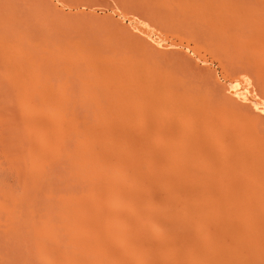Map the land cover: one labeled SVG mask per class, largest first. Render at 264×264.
I'll use <instances>...</instances> for the list:
<instances>
[{
    "label": "rangeland",
    "instance_id": "rangeland-1",
    "mask_svg": "<svg viewBox=\"0 0 264 264\" xmlns=\"http://www.w3.org/2000/svg\"><path fill=\"white\" fill-rule=\"evenodd\" d=\"M42 1L46 2V0H42ZM50 3H52V7L51 8H52L53 13L50 16H47V15L41 13L40 10H37L38 6L35 3V0L34 1L33 0H0V27H1L0 31L4 30L2 32H5V29H6L7 26H12V25L16 24V22H18V21H19L18 23H20L21 21H23L22 19L28 20L29 16H31L33 19H35L33 17V15H34V16H37L36 18L43 19V21H45V22H43V21L35 22L34 21L35 23L31 21L32 23L35 24L36 27L34 26V29L33 30L31 29L29 32L25 31L24 29H23V31L22 30L19 31V34H18V36H16V38L15 37L11 38V39H13L11 41V44H9L8 42H5L6 40H0V62L6 61V59H2V58H5L4 56H6V54H7L6 57H8V56L13 57L14 56L11 59H15L17 62L19 61L18 65H19V63H21L20 60H23L22 63L25 64V67H27L26 63H28V60H29V62H33V63H31V65H29V63L27 64L29 66L28 69L27 68H23L24 66L20 65L21 68H19L20 70L18 69L17 71L21 72V70L24 69L22 72H24L25 74L22 73V72H21L22 73L21 74L20 72L18 73L17 71H15L14 69L15 68L17 69V67L11 69V67L13 65V61H11L10 57L7 58V59H10V62H9V60H7L5 62V63H8L9 65L7 64V66H5L6 65L5 63H0V65L1 64L2 65L5 64L4 66H2V65L0 66V80H1L0 81V92H1L0 98H1L2 102L5 101V102L1 103V100H0V108H2L4 106L1 109L3 111L0 110V113L2 115H5L4 117L7 118V120H8L7 121L4 117L0 118V122L3 121V119H5L3 124L1 123V125H0V128H1L0 129V137H1L0 141L2 140L0 142L1 143L0 146L3 148V150H0V154L2 152V154H1L2 157L0 156V159H1L0 162H1V165H3L4 163L7 164L6 167H5V164L3 166L0 165V179H1L0 180V186L2 185L0 187V208H2V210L0 209V212H1L0 213V264H22V263L26 264V263H29V261H30L29 264H34V262L36 264H40V262H41V264H44V262H45V264L46 263H48V264H58L60 262L59 258H61V262H62V260H67L68 259L67 257L69 256V254H71V252H72L71 249H73V248H70V247L68 248L67 244H65L66 242H64L65 241V237L63 238L62 235H64V236H67V235L63 234L61 232V231L64 232V230L62 228V224L60 225L61 222H60L59 218L61 216H58L60 213L63 212V209L60 208L62 211L58 209L59 210V214L56 213V212H58V211H56L57 208H59V207H56V205L60 206L62 204V202H59V201L60 200L62 201L61 197L63 196L62 195L63 193H64V197H65V195L67 196L68 193H69L68 195L73 196L71 194L74 193V192H72L71 194H70V192L74 191L76 188H77V192H78L79 189L80 188L82 189V186H83L84 189H82L83 190L82 194H81V189H80L79 195H83V192L84 193L88 192V194L85 193V195H87V197L84 195V198L85 197L87 198V199H84V201H85L84 205H85V207L87 205L90 206L91 202H90V205H89L88 201H89V198H92L93 192L90 191V190H92L91 185L90 186L88 185V184H91V183L90 182H86V179H87L88 175L87 176L84 175L85 176V180H84L85 184L84 185L83 184H81V185L77 184L80 181L76 180L77 181L76 182L75 179H74L75 177H73L75 174L77 175V173H76L77 170L74 168V166H71V165H73L72 161H71V160H73V158L71 159V157H73L74 152L77 150L75 147L78 146V141H76V137L74 135L70 134V135H72L71 136V140H70V135L66 139H64V136L63 137L61 136L63 138V139H61V141H63V142H60V139H58L59 137L57 138L58 140L56 139V136H58V135H54V136L51 137V135L53 134L52 132L55 131V129L52 126V128H53V131L51 132L52 134L48 130H47L48 132L45 131L47 129L46 127L49 125L47 119L50 121L51 117H52L51 119L56 118V117L58 118L59 114L66 115L67 111H68V113H70L71 109H74L75 111H72L71 113H74L73 115L77 116V118H79L80 122L77 121V124L79 123L80 125L78 124L79 125L78 127L81 126L82 130L84 128V134H86V136H87L89 134V130H88V126L86 127V126L83 125L85 123L84 121L87 120L86 121V123H87V122H89L92 119L93 113L95 112L96 106L98 104H101V103L104 104V102H105V104L107 103L106 102L107 99H105L107 94H108L107 97H110L109 101H111V100L113 101V103H111L112 101L110 103L113 104L114 108H115V104L117 103L116 102V99H117V101H118L117 104L118 105L116 104V107H118V108H115L116 109V112H115L116 114L115 115L117 117L120 114L119 117H117V118H119L118 120H120V122L123 123V125L126 126V128L130 127L128 125H132L134 129H140V128H144L145 129L146 128V130H147V131L145 130V132L147 133L146 137H144L146 139L145 143L140 142L141 137H143L144 135L142 136V135H140V133H136V132H134L132 135H130L131 131H128V130L124 131L123 129H122L123 131L121 130L122 135L119 137L120 138V143L118 141V147H120V149H122L124 151L123 152V153H125L124 157L128 154L125 157V159H127V158L131 159V157L133 158V155H134L135 159L139 160V162L142 163V165L144 167L143 169L146 168L148 171H161V172H163L167 168L165 170V173L166 172L169 173L170 176H173V175H177V176H173L172 178L170 176H168V178H165L167 175L166 176L165 175H157V176L156 175H147V176H145V179H143L144 177H138L137 176L136 177L137 180L136 179H134L136 181L133 180L134 183L137 182V183H135L136 185H134V183H129V182L126 181L125 182L126 190H130L131 189V191L132 190L133 191L132 192L128 191L129 193L127 192L130 195V197H128L129 196L128 194L127 195L125 194V195H126V198L129 201V203L130 202H132V203L128 204V201L126 199H121V200H122V203H124L125 200H126L125 203H126L127 209L130 208V210L128 209L130 212H128L125 209L123 211V209L121 210V208H120V210H118V211H120V215H119L118 219L114 220V218L116 219V217H114L113 218L114 221L113 222L110 221L111 223H115V227H114V224L113 225L111 224V226H112L111 230L113 232L111 233V232H108V231H105V230L102 231V233L103 232H107V234L106 233H104V234H106L108 236L110 235L112 237V235H113V237H112L113 240H111L113 242H111L110 239L107 240L110 236L107 238L106 235L103 236L104 234H102V241L104 242L105 240H107V241H105V243H107L109 241L108 242L109 245L106 246V244H104V243H103L104 245L100 244V245H102L101 246L102 248H100V247L98 248L97 246L94 245L93 246V251H92L95 254L94 258L97 259L96 256H98L99 259L97 261L102 262V264H112V263L113 264H122V263H124V264H126V263L127 264H129V263L130 264H132V263L141 264L142 260H144L143 263L146 264L147 260H145V258H143V256H145V255L147 256L148 252H149V257L151 259L149 257H147L146 259H148V261L150 260V262H151V260L154 259V257H156L155 252L156 253L158 252L157 255H159V256L156 258V260H157V262L158 261H161V262H158L157 264H174L173 262H175V264H227V263H230L232 261H236V259H237L236 252H234V253H232L231 255H228V256L225 255V256L212 257L210 255V253H209L211 251V249H210V251L208 250V252H207L208 256L206 254L203 255L206 252V247L210 246L211 242L210 243L207 242V244H209V245H205L206 242L201 240V238L199 236L200 235L199 234L200 233L199 230H200L201 226L199 225V222H197L198 221L197 217H194L195 216L194 214H196L195 211H196L197 195H198V188H197L198 177L193 172V170H194L193 166L195 164V155L193 154V152H191L189 154V160H190L191 165H192V166L190 165L191 166L190 173L188 175H184L183 172H182V169H181V165H182V163L185 160V154H184V151H183V149H184L183 146L184 145H182V143L184 142V140H183V138H184L183 129H187L188 128L187 129V131H188L189 129H191L193 127L192 124L194 123V120H195V114H194L195 108L199 107V105L196 107V105L199 104L198 103L199 101L196 102L198 100V93H197V98H196V96H195L196 93H193L194 91L193 92L191 91L192 87H195L194 89H196V86H192L191 87V85H190L191 88L188 89L189 92L187 94H186V92L183 93L178 88L180 86L179 83H181L183 81V79L186 78V77H184L185 73L182 72L183 71L182 68L181 69L179 68L181 70L180 71L177 68L178 66L175 67L176 64L175 65L171 64L172 62L174 63V61L170 60V62H169V59H171V58L173 59L172 55H174V54L179 52L181 55H184V56H186V55L188 56L189 55L188 57L193 58L194 61L197 60L198 62H200L201 63L200 65H203L204 63L205 64L208 63L207 65L211 68V70L213 69V71H215V73H216L215 76H217V80L221 81V82L219 81L220 83L223 82V83L227 84L228 82H231V81L233 82L234 81L232 84L235 86L237 80H239L238 81V85H237V87L239 86L238 89L240 88L243 91V93L245 92V94H247L246 96L249 95L248 98L250 97L251 100H253V102L258 104L259 108H261V111H259V112L264 115V112H262V111H264V110H262V109H264V106H263L264 104L263 105L260 104V103H263V101H264L263 97L264 96H263V94L259 96V94L261 92L259 90H256L257 83L255 81L257 79L255 77V73L253 72V70L249 66H245V69L241 68V65H243V64H240V63H243L245 60H243V61L240 60L241 58L243 59V57H240V55L238 53H234L235 51L234 52L232 51V49L234 50V48H235L234 46H236V48L238 49V47H237L238 44L236 43L235 40H233V42L230 43V41H232V40L227 39V41L229 40V42H227L226 45H228V46H226V47L230 48V50L232 52L229 49H227V51L231 52L232 55L234 56V57H231L232 60H230L231 62H229L228 59L230 58V55L228 56V52L225 51L226 47L224 48V46H225L224 44L226 43V37L224 39L223 36H226V32L224 33V31H226V30H222L221 33H223V34L221 36H218L219 35V32H218L219 30L217 31L218 24H217V26L215 25L216 24L215 20H216V22L219 21L218 19L220 17H221L220 23H222V25H224V26L225 25H227V27L229 26V28L235 27V25H237V24H234V23H237V21H238L237 19H239V21L241 19L245 20L244 17H252V19L256 20V21H259V19H262V17H263V20H264V0H50L48 2V5H50ZM34 11H35V13H33ZM59 12H61V13H59ZM61 14L63 16H61ZM66 14L68 16H65ZM69 16L72 17L71 20H70ZM74 16H75V18H74ZM24 17H26V19ZM60 17H63V19L64 18L65 19L61 20ZM232 17H233V19L236 18V20H234L235 22L233 21ZM32 18H30V19H32ZM222 18L224 19V22H222L223 21ZM229 18L232 20V24L231 25H228V24H230L229 21H231ZM12 19H14V20L15 19L16 20L19 19V20L15 21V23L13 24L14 20L12 21ZM228 19H229V21H228ZM73 20H74V22H73ZM75 20L76 21L78 20V22H76ZM209 20H212V21L209 22ZM226 20L228 21V23H227ZM42 22H43V25L41 26L40 24ZM66 22H67V24H69L68 26H67ZM79 22H81V23H79ZM115 22L118 23L117 26L122 28L121 29L122 32H121L120 35H118V33L121 30H119V27H117L114 24ZM198 22L200 23V25H199ZM18 23H17V25H18ZM112 23L115 26H113ZM71 24H74V25L76 24V25L73 26ZM213 24L217 28H215V26ZM241 24H239L238 26L240 27ZM254 24H252L253 25L252 27H254ZM4 25H5V28H4ZM17 25H16V27H17ZM222 25L220 24V26H222ZM69 26H72V27H69ZM211 26H212V28H214L216 30L207 29L209 27L211 28ZM255 26H257V27H255L256 30H254V32L256 34L254 33L251 36V38H252L253 41L256 40L255 42H256V44L258 46V50H259L256 57L259 58V59H262L261 62H260V65H262V62L264 60V40H263L264 39V28H263L264 27V23H262V21L260 20V22L258 24L256 23ZM261 26H262V29H261ZM203 27H204V29L207 27L206 28L207 30L206 29L205 30L207 32H209L208 30H210L209 34L210 33H212L211 35L214 34V36L217 37L218 39H219V37L220 38L223 37V38L219 39L222 42H220L215 37L213 39L212 38L213 36L211 38L207 37V35L209 36V34L206 35L207 32L203 29ZM14 28H15V25H14ZM67 28H68V30H67ZM114 28L115 29L118 28L119 32H117L118 30H115V32H113ZM200 28H202V29H200ZM260 29L262 31H260ZM201 30H203L204 32L201 33ZM213 30H214V32H212ZM70 31L73 32V33H70ZM102 31L105 32V34L107 32V36H105V34H103ZM109 31H112L113 33L112 32L110 33ZM215 31H217L216 32V33H218L217 35H215L216 34ZM99 32H101L100 36H98ZM199 32H200V34H198ZM75 33H77V34L75 35ZM94 33H95V35H93ZM115 33L119 36V38H118L117 35L115 37ZM0 34H1V32H0ZM78 34H80L79 36L81 38H83L82 40L80 39L79 36H77ZM126 34H128L127 35L128 39L126 37ZM202 34H205L206 37H204V35H202ZM73 35H74V37H73ZM101 35L104 36V37H102ZM110 35H112V36L110 37ZM200 35L202 37H204L205 40H204V38L201 39L202 37ZM257 35H259V36H257ZM28 37H29V39H28ZM93 37H96V38H93ZM99 37H100V40H98ZM107 37L108 38L110 37V38L107 39ZM79 39L81 41H79ZM103 39H104L105 42L103 41ZM112 39H114V40H112ZM207 40H208V42H207ZM216 42H218V43H216ZM235 43L237 45H234ZM229 44L234 45L233 48H231L232 46L229 45ZM218 46H220V47H218ZM222 50H224L225 52L222 51ZM174 51H176V52L173 53ZM182 51L185 52V53H183ZM224 53H226V56H224L225 55ZM2 54L4 56H1ZM235 54H237L240 57L239 60L236 59V58H238V56L235 55ZM25 55H26V57H25ZM42 58L47 60L49 63L51 61V63H53V64L47 63L49 65L48 66L47 64H45L46 61L44 60V62H42V63L45 66L42 67L43 66L42 63H40L41 65L38 63V61L39 62L43 61ZM233 58H235L236 62L238 61L239 64H237L233 60ZM34 59H36V60H34ZM221 59L224 62H222ZM225 60H228V62L230 64L229 63L226 64L227 62ZM239 61H241V62H239ZM79 62H80V64H79ZM100 62H101V64H100ZM111 62H113V63H111ZM202 62H203V64H202ZM54 63H55V66L57 68L59 67L62 70H60L59 68L57 69L56 67H53ZM258 64H259V62H258ZM33 65L35 66V68L38 71L34 68ZM38 65L41 66L40 69H39L40 66L38 67ZM50 65H52V66H50ZM73 66H75V68ZM51 67L55 68V69H52ZM29 68H30V70H29ZM49 69H51V72H50ZM77 69H79V71ZM46 70H48V71H46ZM53 70H54V72H52ZM81 70H83V71H81ZM30 71H32V72H30ZM43 71H45V72H43ZM76 71H78V72H76ZM72 73H73V75H72ZM83 74H84V76H83ZM20 75H22V77ZM18 76H19L20 79H18ZM71 76L72 77L76 76V77L72 78ZM77 76H79V77H77ZM5 77L7 78L6 80H5ZM81 77H82V79H81ZM9 78L10 79L12 78L11 79V82H12L11 84L9 83L10 81L8 82ZM13 78H15V79H13ZM78 78H80V79H78ZM16 79H18V80H16ZM19 80L21 82L20 84L17 83ZM80 82H82V83H80ZM240 82H242V83H240ZM177 83H178V85H177ZM239 83L242 84V85H240ZM12 84H13V86L11 87ZM14 84H15V89L16 90L13 88ZM40 84H42V86ZM19 85H20V87H19ZM34 85H35V87H34ZM39 85L41 86V88H44V86H45V89H47V87H48L49 88L48 91H50V89H51V92H49L48 94L53 93V96L49 95V97H48V95H46L47 91H44V89H43V91H44L45 95H41V93L38 92L39 90H36V89H38ZM74 85H76V86H74ZM16 86L18 88H16ZM33 87H34V89L36 88L35 89V91H36L35 94L38 93L39 96L41 95V97H38V94L36 95L39 100L35 96L34 92L33 93L32 92L29 93V91H31V89H33ZM2 88H4V89H2ZM11 88H13L14 91H12ZM41 88H40V92H43V91H41ZM78 88H80V89H78ZM252 89H253L254 92L251 91ZM100 90H101V92L102 91L103 92L101 93ZM12 92H14V93H12ZM71 92H73L75 95L72 94ZM6 93H7V95H6ZM8 93H10V94L8 95ZM62 93L64 94V96L66 98L63 97ZM69 93L72 94V95H70ZM81 93H82V95H81ZM103 93H104V96H103ZM30 94H32V96ZM33 94H34V96L36 98L33 96ZM58 94H59L60 97L58 96ZM61 94H62V96H61ZM77 94H78V97H77L78 98V102L81 101L79 103L78 102L76 103L77 98L75 96H77ZM105 94H106V96H105ZM10 95H11V97H10ZM24 95H26V96H24ZM6 96L7 97L9 96V97L7 98ZM15 96L17 98L19 97V102L21 100H23V101L25 100V102H23V103L20 102V104H19V102H17L18 100H16L17 98ZM43 96H45V98L47 96V99H45ZM68 96H70L71 98L68 97ZM72 96H74V97H72ZM79 96H80L81 100H80ZM100 96L102 98L104 97L105 101ZM261 96H262V98H261ZM30 97H34V98L32 99ZM42 97L45 99L44 102H46V100L49 101L52 97L54 99L52 98L49 101V103L47 102V103L43 104L41 102L43 100H40ZM56 97H58L57 100H56ZM61 97L64 98V102L62 100L63 98H61ZM97 97H100V98H97ZM115 97H116V99H115ZM258 97H259V99L260 98L262 99V100H260L261 102L259 101ZM67 98L71 102L73 101L72 104L76 103V105L79 108L77 106H76V108L72 107V106H74V104L72 105L70 101L68 102ZM74 98H76V99L74 100ZM10 99H12V100H10ZM92 99L96 102L95 104H94V101L92 102ZM101 99L104 102L100 101V103H99V100H101ZM28 100H29V102H31V100H36L37 104L39 105L38 106L36 104L38 106L37 108L41 111V113H38L39 110H37L38 112L35 111L37 109V108H34V107H36L35 106L36 102L33 101L34 102V106L32 107V105H33L32 102H31V105H30ZM26 101H27L28 104L26 103ZM82 101H84V102H82ZM10 102H13V103L17 102L16 104H19L20 106L22 104V108L17 107L19 105L16 106V104H13V103H11V106H10L9 105ZM57 102H58V104H57ZM62 102L64 104H66V103H69V104L64 105ZM5 103L7 104V106H6ZM25 103H26V106H24ZM59 104H61V105H59ZM82 104H84V105H82ZM29 105L31 106V108H30ZM261 105L263 106V108L260 107ZM8 107H9V109H8ZM24 107H27V108L25 109ZM80 107H82V108H80ZM90 107H92V108H90ZM10 108L11 109L13 108V109L10 110ZM29 108H30V110H29ZM63 108H64V110H63ZM119 108H120V111H117V110H119ZM32 109H35V110H32ZM79 109H81V110H79ZM82 109H84V111ZM89 109H90V111H88ZM13 110H15L14 112H16V111L17 112L13 113L12 112ZM8 111H9V113H8ZM62 111H63L64 114L62 113ZM91 111H92V114H91ZM4 112H5V114H4ZM76 112H77V114H76ZM79 112H80V116L78 114ZM88 112H89L90 117H88L89 115L86 114ZM256 112H258V111L256 110ZM6 113H8V115ZM17 113H20V115L19 114L16 115ZM31 113L34 114L33 115L34 117L32 116ZM48 113H49V115H48ZM9 114H11V115H9ZM13 114H15L14 118H13V116H14ZM39 114H40V116H39ZM42 114H43V117H42ZM45 114H47V117H45L46 116ZM2 115H0V117ZM6 115H7V117H6ZM25 115H27V118H26ZM30 115H31V118H29ZM84 115L87 118L84 117ZM20 116H21V118L23 117L22 118L23 122L21 121ZM35 116L36 117L37 116L40 117V119L42 120L41 124L42 123L43 124L41 126H40V123L37 124V123H34V121H31V119L35 118ZM169 116L170 117L171 116H175V119H177V121L176 120H174V121H175V123L177 125L179 124L178 129L180 130V132H179L178 129L175 130V131L171 130V132H170V130L166 131L167 125H168L166 120L168 118H170ZM177 116H178V118H177ZM17 117H19V121H18ZM13 120H14V122L16 121L15 123L18 122L17 123L18 125L13 123ZM26 120H28L29 122L26 121ZM76 120H78V119H76ZM64 122H65V120H64ZM64 122H63V125L65 124ZM82 122H84V123H82ZM8 123H9V125L11 124L10 125L11 128L9 126L6 127L8 125ZM32 123H34V124H32ZM52 123H51V125L54 124V123L53 124ZM2 125L3 126L6 125V126L3 128ZM13 125L15 127H13ZM51 125H49V126H51ZM49 126H48V128H49ZM189 126H191V128ZM16 128L18 129V131L16 130ZM20 130L21 131L23 130V132L26 133V137L25 138H27V140L29 139V141H27V140L25 141L24 137H23V139L19 138V135H20V137H22V135L25 136V133L21 132ZM51 130L52 129H50V131ZM4 131L8 132V134L5 133ZM86 131H88L87 132L88 134L85 133ZM11 132L13 134H11ZM16 132L19 133V135ZM1 133H3L4 135H2ZM46 133H50L51 134L50 137L53 139V142H51L52 141L51 138L48 135H46ZM64 133H65V137H66L67 133H66L65 129H64L63 135H64ZM119 134H121V133L119 132ZM125 134L127 135L128 139L125 137L126 136ZM128 134H129V137H128ZM178 134H180V135H178ZM13 135H16V136L12 137ZM60 135H62V132H61ZM123 135H125V136H123ZM27 136H29L30 138L27 137ZM45 136H46V138H45ZM73 136H74V138H73ZM53 137H55V138H53ZM122 137H124L126 140L125 139H121ZM131 137H134V139H129ZM31 138H33V139H31ZM139 138H140V140H139ZM3 139H4V141H3ZM30 139L32 141H34V139H35V141L37 140L40 143L42 142L41 144H44L43 148L41 147L42 148L41 149L40 147H37V146H40L39 142H37L38 143L37 146H36L35 142H32L33 144H35L34 146H36V147H32L31 148L32 145H31ZM43 139H46V140L43 141ZM68 139L70 141H67ZM72 140H74V141H72ZM121 140H123V141H121ZM5 141H7V143H5ZM20 141L22 143H18ZM23 142H25V143L27 142L26 144H29V145L25 146V144ZM71 142H72V144H73V142H75L74 144L77 145V146H72L71 144H68V143H71ZM6 144H8V145L6 146ZM16 144H17V151H16V148H15ZM19 144H21V145H19ZM63 145H64V147L66 148L67 151H65V150L62 151V149H64ZM146 145H147L148 148H153L156 151L159 150V149L163 150L165 148V149H167V155L168 156H166L164 158L163 156L156 154L157 156L156 155H150V157L149 156L147 157V154L145 153V149H144L146 147ZM66 146H68V148L69 147L71 148V146H72L73 151H72V149L68 150V148ZM1 147H0V149H2ZM9 147H10V149H9ZM19 147H20V151H19ZM21 147H23V148H21ZM5 148H7L8 150H6ZM24 148L25 149L28 148V149L25 150ZM33 148H35L36 150L33 149ZM38 148H39L40 152H39ZM31 150H35L37 152H35L34 154L32 153V155L29 156V152ZM4 151H6V154L4 153ZM8 151H9V153H7ZM21 151L22 152L24 151V153L28 151L27 155H24L27 158H25L23 155H21V156L19 155L21 153ZM12 152L16 153V154H13ZM141 152H143V155L141 154ZM66 153H68V155ZM7 154H10V155H7ZM60 154H61V156H60ZM64 154H66V156ZM3 155H4V157H3ZM6 155H7V157H6ZM16 155H17V157H16ZM45 155L47 157H45ZM58 155H59V157H58ZM138 155H139V157H138ZM51 156H52V158H50ZM62 156H64L63 158H66V157L67 158L63 159ZM11 157L14 158V159H11ZM53 157H56L58 159H56V161H55V158H53ZM4 158L6 159V161H5ZM45 158H48V160L50 162L48 160H46ZM61 158H62V161H63L62 163L65 162V164H62L61 160L59 161V159H61ZM69 158H70V160H69ZM3 159H4V161H3ZM8 159H9V162H11V163L7 162ZM20 159L21 160L23 159L22 161L25 160L26 163L23 162L25 164L24 165L21 164L22 161ZM51 159H54V160L52 161ZM64 160H67V162L64 161ZM128 160L129 159H127V161ZM68 161H69V163H68ZM16 162H18V163L16 164ZM263 162L264 161L260 162V164H262ZM50 163H53V164H50ZM20 165H23V166H20ZM48 165H51L53 168L55 167V170H52L53 168H51V166L49 167ZM60 165H62L63 167L60 166ZM123 165H121L120 169H119V167L117 169L119 175L133 176L134 174H132V173H133L134 170H132L130 168L131 171H129L127 169L128 166H125V164H123ZM11 166L13 167L14 170L12 169ZM16 166H18V167L16 168ZM174 166H176V167H174ZM256 166H258V165L255 164V166L252 167L253 169L256 170V174H255L254 177H251L252 175H243V177H245V180L246 179L248 180V183L250 184V186H249L248 183L247 184L251 188L250 192H248L247 195L245 194L246 195L245 196V204H244V206L242 208L243 215L241 214V211L240 212H236L237 214L233 210H232V212L230 211L231 213L234 212L236 214L235 215L236 216L235 219L240 220L239 218H242L240 216L241 215L243 216V218H242L244 220V228H243V230H244V235H245V239H246L245 240L246 241L245 242V244H246L245 249L247 248L246 252H245L246 264H257L258 262H260L259 264H264V262H263L264 261V220H263V218H264V181H261L262 180V177L260 176L261 174L258 175L259 172L262 171V169L264 167L261 170L259 169L258 170L259 172L257 171L258 168H261L262 166H264V163L260 167H258L257 169H256ZM2 167H4V168L2 169ZM29 167H31L32 170L31 171L29 170L30 174H27L26 171L28 172V170H26V169H28ZM6 168H7V170H6ZM69 168L72 171L68 172ZM21 169H22V171H21ZM44 169L47 172L44 171ZM48 170L50 171V173H49ZM11 171L12 172H16L17 171L16 175H15V173L14 174L12 173L13 175H11ZM35 171H38V172L35 173ZM53 171H55V173ZM58 171H60V174H59ZM61 171H63V172H61ZM65 171L68 172V174L69 173L72 174V172L75 171V173H73L74 175L72 174L73 176L71 174H69V175L72 176L71 180H69V178H67V177H69V175L67 173L65 174ZM5 172H7V174ZM9 172H10V174H9ZM52 172H53L54 175H52ZM122 172H124V173H122ZM262 172L264 173V170ZM39 173H41V174H39ZM128 173H130V174H128ZM22 174H23V176H22ZM49 174H50V177H48ZM57 174H58V176H57ZM25 175H27V176H25ZM35 175L39 179H37V177ZM51 175H52V178H51ZM65 175H67V176H65ZM262 175H264V174H262ZM53 176H55V177L53 178ZM59 176H60L61 180L63 179L62 180L63 183L60 182L61 180H58ZM239 176H241V175H239ZM19 177H21V178H19ZM158 177L162 178V179L159 180ZM64 178H67L65 180L66 181L69 180V181H67V183L70 182L72 184V186H73V184H75L72 187L71 190H70L71 184L70 183L67 184L66 181L64 180ZM153 178L154 179L156 178V179L154 180ZM29 179H30V182H29ZM42 179H44V180H42ZM51 179L54 180L55 182H53ZM72 179H73V181H72ZM150 179H152V180H150ZM166 179H170V180H166ZM263 179H264V177H263ZM31 180H32V182H31ZM57 180H58V183H57ZM245 180H243V181L240 180L242 183L244 182L242 185L246 184ZM33 181H34V183H33ZM38 181H40V183ZM44 181H45V183H44ZM144 181L145 182L149 181V184L148 185L146 184L147 187L145 186ZM151 181H152V183H150ZM47 182H49V183H47ZM36 183H38L39 185L36 184ZM54 183L57 186L53 185ZM146 183H148V182H146ZM20 184H21V186H20ZM58 184H60L61 186L58 185ZM131 184H133L131 186L132 188H133V186H135V188H136L137 185H138V189L140 191L136 188L137 190H135L136 191L135 192L134 191L135 188L132 189L130 187ZM139 184H141V185H139ZM151 184H153V185H151ZM247 184H246V186H247ZM30 185H32V186H30ZM36 185H38L39 187L38 188L36 187L35 189H33V191L35 190V195H32L34 193L32 191V188H34ZM52 185L54 186L53 189H52V187H53ZM62 185H66V186H63L65 188V191L67 189L66 194L63 191ZM67 185L70 186V187H68ZM77 185L80 186L79 189H78ZM85 185L89 186V187H85ZM46 186H48V187H46ZM50 186H52V187H50ZM55 186H56V188H55ZM246 186H244V187H246ZM248 186H247V188H248ZM20 187H23V188H20ZM24 187H29V189L28 188H24ZM45 187L47 188L46 189V193L48 191L49 193H51V195L49 193H47V194L45 193L46 194L45 197L48 194H49V196H47L46 198L44 197V199H43V198H40V197H43L42 195H44L43 193H44ZM57 187L59 188V190L57 189ZM66 187H68V188H66ZM74 187H75V189H73ZM139 187H141V188H139ZM142 187H144L145 189L142 188ZM148 187H149L150 192H149V190H147ZM124 188H125V186H124ZM128 188H130V189H128ZM23 189H24V191H22ZM39 189L42 190L43 193H41V191ZM68 189H69V191H68ZM94 189H96V188H94ZM57 190H58V192H60V193H58V195H57ZM145 190L147 192H145ZM31 191H32V194H31ZM89 191L92 193V195H91V193ZM137 191L139 192L138 195L136 194V193H138ZM25 192H27L26 195L28 197H26L25 194H22V193H25ZM246 192L247 191H245V193ZM37 193H38L37 196H39L38 198L36 196ZM154 193H155V195H153ZM19 194L23 195V196L25 195L24 199H27V202L22 198L23 196L20 197ZM141 194H143V196L144 195H146V196L145 197H141ZM30 195H32V196H30ZM52 195H54V197L57 199V200H55V198L53 197V199L56 201L55 204H54V200H52ZM59 195L61 196L60 198H58ZM77 195H78V193H77ZM131 195H133L132 197H133L134 200L131 199L132 198ZM173 195H174L173 198H175V200H176L177 197L179 199L181 197H185L187 199L186 200L185 198L184 199L181 198V200H186L187 203L185 201L184 202L187 205L183 201H182L183 202V204H182L180 202L181 200H179V202H178L179 206L181 204L183 205V207H182L183 209H182V211L180 209V211H181V213H183V212L187 213L186 214L187 216L185 214H182V216L184 215V217H186L184 220H187L185 222H188L187 226H186V224H184L185 222L183 223L182 227H184V228L181 231L184 232V230L186 229L185 230L186 232H184V234H187V232H190L188 234L189 235L192 234V236L199 234L198 235L199 239L197 238V236L196 237L194 236L195 238L194 237L192 238L191 235H190L191 236V238H190V236L187 234L188 236L187 235H185V236H187L188 239L190 238L189 241H191V242L188 241L189 243H187V241H186L187 238L185 239L186 242L185 241L183 242L182 240H184V237H185L184 236L181 239V241H179L180 243L182 242V244H179V242L177 240L176 241H177L178 244H176L175 238H177V239L179 238L178 240H180V236L178 235V237L177 236L174 237L173 236L174 230L171 229L172 227L168 224L169 220L172 218L173 212L179 211V208L177 207V204H176L177 202H175V200L173 198H172L173 202L172 203L170 202L171 201V197ZM177 195H180V196H177ZM147 196H149V197L146 198ZM50 197H51V199H50ZM138 197H140V198H138ZM151 197H153V198H151ZM47 198H49L48 199L49 202H48V200L47 201L45 200ZM135 198L136 199H140L142 202H140V200H135ZM141 198H144L145 201L147 199L146 203L149 204V205L144 203L145 201L142 200ZM18 199H20V200H18ZM41 199H42V201H41ZM58 199H60V200H58ZM37 200H40V202H42V203H40ZM86 200H87V202H86ZM22 201H25V204L19 203V202H22ZM32 201H33V203L35 202L34 204L36 205V207H35V205L33 203L29 204ZM133 201H134V203H133ZM135 201H136V203H135ZM137 201H139L138 204L140 203V206H143V208H141L137 204ZM50 202H51V204H49ZM43 203L48 208L45 207ZM58 203H60V204H58ZM125 203L123 205H125ZM155 203H157V209L160 208V207L162 209V210L158 209L159 211H161L159 214H158L159 211L156 210V208H155L156 207ZM133 204H135V207H137V208L134 207L137 211H139L140 209H143L142 212H144V213L143 214L141 213V216L142 215H149V217H151V212L153 211L152 213L154 215L152 214V217L149 218V219L147 217V219L151 220V221H149V223L152 222L151 225H153V223H155L153 226L154 227L156 226V227L155 228L153 227L154 229H152V228H150L149 224H147V226H146L145 223H143V228L144 227L148 228V229H145V228L143 229L142 228L143 231H145V230H148V232L150 231V234L148 236L151 235V231L154 232V233L152 232V235L149 238L153 242L150 241V240H148L149 242H147V243H145L146 241H144V244L141 243L142 241L140 243L136 242L137 246L141 245V247L139 246V248H141L142 250L139 249V248L138 249L140 251L136 252L135 250H133L131 252V253H134V255H133V254H131L129 252H130V250H132L134 248L130 249L127 252V254H131V256H132L131 257L132 259H131L130 255L128 256L125 252H124V254H125V256H127L126 258L124 256V254H122L123 253L122 251L126 250V249H123V247H126V246H124V243H123V242L126 241V239H124V238H126L125 235H127V233L129 231H131V230L133 231L134 229L136 230L137 228H138V230H142V229H140L141 226H142L141 225L142 223L140 221L138 222L137 220H135L136 217H138V215H139L138 213L139 212H137V211L134 212L135 209L132 212V209H133L132 207L133 206L129 207V206H131ZM25 205L28 206V207H26ZM42 205L44 207H42ZM136 205H138V206H136ZM146 206L147 207H149V206L153 207L154 206L153 208L155 209V211H154V209L152 210L151 207L147 208ZM181 206H180V208H181ZM22 207H23V209H21ZM25 207H26V209H25ZM124 207H122V208H124ZM138 207H139V210H138ZM32 208H33V210H32ZM50 208L55 210V212L53 210L49 211ZM44 209L48 210L47 213H46V211ZM147 209H149V210H147ZM150 209H151V212H149L150 214H148V213L146 214V212L150 211ZM41 210H42V213H41ZM221 210L220 209H216L213 212V224H214L213 227H214L215 233H217V231H218V232H222L221 234L223 235L224 232L227 231V229H228V223L229 222H227V219H230V218L228 216L229 215L228 214L229 210H227V212H225L226 210L224 212H222ZM20 211H21L22 215L20 214ZM30 211H32L33 213L35 212V213L33 214ZM156 211H157V214L159 216H161V217H158V215H156V213H154ZM236 211H239V209H237ZM23 212H25V213H23ZM28 212L30 214H28ZM131 212L134 213V214H137V216L132 214L134 217L136 216L135 218H133V216L131 215ZM37 213H39L40 216L37 215ZM44 213H46V215H44ZM49 213H51V214L54 213L53 215H57V214L58 215L57 216H53V215L50 214L51 216L49 217L48 216ZM162 213H163V215H162ZM234 213H233V215H234ZM24 214H26V217H27V215H29L26 218L27 220L23 218V217H25ZM41 214L43 215V217H42ZM123 214H124V216H123ZM165 214L166 215L168 214L169 217H167V218H169V220H167ZM223 214H228V215L226 217ZM254 214L255 215L257 214L258 218L255 217ZM60 215H62V214H60ZM85 215H86V213H84V235L90 233V231H91V226L86 224ZM121 215H122V217H121ZM126 215H131L132 217H129V216H126ZM20 216H22V217H20ZM30 216H31V218H30ZM196 216H197V214H196ZM44 217L46 219H48L49 221H47V220L45 221ZM230 217H233V216L230 215ZM28 218L31 219L30 220V224H33L32 226H30ZM33 218L37 219L38 221L39 220L41 221L40 222V225H41L40 229H45L47 227L45 229L46 230V232H45L46 236L45 237H43L45 235L43 230H42L43 234H41V230L39 229V222L35 221ZM54 218H56L55 221H54ZM122 218H125V221ZM129 218L131 219V221H130ZM32 219L34 220V222H33ZM57 219H58L59 222L57 221ZM119 219L123 220L121 222H124L126 225L125 226L124 225L121 226V223L119 222ZM22 220H24V221H22ZM132 220L134 222H132ZM148 220H147V222H148ZM230 220H228V221H230ZM261 220H262V222H261ZM31 221H32V223H31ZM61 221L63 223L62 219H61ZM115 221H117V222H115ZM164 221H167V222L164 223ZM127 222H128L129 225H127ZM129 222L133 223L132 224L133 227L131 226V223H129ZM49 223H51V224H49ZM55 223H56V225L59 223V225L61 226V228H60V226H58L60 228V232L61 233H59L57 231L59 229L57 226L53 227L55 225ZM116 223H117V225H116ZM118 223H120V224H118ZM166 223L170 227L168 225H166ZM181 223H182V221H181ZM136 224L137 225L139 224L140 226L137 227ZM24 225H26V226H24ZM165 225H166V227H164ZM180 225H182V224H180ZM33 226L36 229H38L37 232H36V229ZM37 226H38V228H37ZM119 226H121L124 229L127 227L125 229V230H127L126 233H125L124 230H121V227L119 228ZM22 227H24V228L28 227V228L23 229ZM32 227H33L34 230L32 229ZM113 227L117 231L113 230ZM182 227L180 226V229H182ZM29 228H30V230L32 229L31 230L32 232L29 230ZM53 228H54V230H55V228L57 229V230H55L56 232H54V233L56 234L58 232V234H56L58 236V239L59 238H63V242H64L65 245L62 244V245H64L62 247H64V248L61 247V243H63V242H61V239H60V246L56 244L55 248L53 247V245L50 247V245H51L50 243L53 242V240H50V239H53V237H54V233L53 232L51 233V230ZM117 228L120 229V232L123 231L124 235L122 233H120V232H119L120 233L119 234L118 233L119 230ZM128 228H132V229L128 230ZM166 228H167V230H166ZM54 230H52V231H54ZM157 230L159 231L160 234H158ZM168 230H169V232H168ZM187 230H190V231H187ZM206 230L209 231V229H206ZM206 230H205V233H207V234L209 232H211V231L207 232ZM22 231L26 232V233L24 232L23 236L28 233L29 235H26L28 238L31 237V235L34 238H30V240H27L26 236H25L24 240H23L22 233H20ZM48 231H50V232H48ZM155 231H157V233ZM33 232H35V233H33ZM37 233H39V235H41L42 240L40 239L41 237L39 238ZM48 233H49V237L50 238L47 236ZM171 233H173V234H171ZM212 233H213V228H212ZM34 234L37 235L38 238L41 240V241H39V244H40V242H43V243L45 242L44 247H41L39 245L41 247L40 248V252L45 250V246L49 245V244H50L49 245V249H51V251H52V249H55L52 252H55L56 248L57 249L61 248V249H59V252L56 251V253H49L51 251H49V252L45 251V253L42 252V254L40 253V255H39V252H37V249L39 250L38 243L35 244V246H37L38 248L35 247V246H31L32 247L31 249L26 248L27 247L26 245L29 244L28 246H30V241L32 239H34L36 241L37 238L35 239V235ZM60 234H61V237H60ZM169 234H170V236H169ZM52 235H53V237H51ZM115 235H116L117 238L114 237ZM123 236H124V238H123ZM46 237L49 238L47 241L44 240V238L47 239ZM103 237L105 239H103ZM152 237H154L155 239L152 238ZM162 237H164L165 239L162 238ZM166 238H167V240H166ZM196 238L199 240V243H200V248L199 249H198L199 243L197 242ZM117 239H120V240H118V242H117ZM168 239H169V241H168ZM34 240H32L31 244L33 243ZM192 240H195V241L193 242ZM159 241H161V242H159ZM171 241H173V243H170ZM202 241L204 242V244H201ZM174 242H175L176 246H174ZM100 243H102V242H100ZM110 243L113 244L112 245L113 247L117 243L116 244L117 246H115L113 248V247H111ZM122 243H123V245H122ZM138 243H139V245H138ZM151 243H153V244H151ZM167 243H168V245H167ZM191 243H193V244H191ZM125 244L128 247L129 243L125 242ZM162 244H163V246H161ZM169 244H171V245H169ZM196 244L198 245V247H197ZM32 245H34V244H32ZM41 245H43V244H41ZM142 245H144L146 247L148 246L147 248L150 247L148 249L149 251L148 250H144L146 247H144ZM151 245H152L153 249L158 246L159 247L158 250H157V248H155L154 252H152V250L150 251V249H152ZM103 246H104V248L106 246L107 252L103 248ZM170 246H171V248H170ZM201 246H202V249H205V250H201V252L203 251V254L201 252H199V250L201 249ZM203 246H205V248ZM22 247H24L23 250L24 249H28L29 253H27V250H26V252H25V250L22 251ZM96 247L98 249H96ZM108 247L111 248V249L108 250L109 249ZM121 247H122L123 250L121 249ZM35 248H36V250H35ZM42 248H44V249L42 250ZM115 248H117V249H115ZM66 249H68V250H66ZM174 249H175V252H174L175 254H176V249H177V254L176 255L173 253ZM31 250H33V251H31ZM60 250H64L65 252L67 251L65 253L67 255L64 256L63 253L60 252ZM69 250H70V253H69ZM97 250H99V252L101 251V253L104 252L105 257H104L103 253L99 255ZM120 250H121V254L119 253ZM115 251L117 253H115ZM33 252L36 254V256L37 255L38 256L37 257L34 256L35 254ZM113 252H114L115 257H117V256L119 257V254L124 256L123 259H122V256H120L119 258H116L118 260H121L122 263H121V261L116 263L115 259H113L114 255H112L113 257L110 256L111 254H113ZM22 253H23V256L21 257ZM31 253H33V254H31ZM136 253H137V255H136ZM152 253H154V254H152ZM28 254H29V256H27ZM52 254H54V255L57 254V255L55 257ZM92 254H91V257L94 256ZM150 254L154 255L153 258L151 257L152 255H150ZM162 254H163V257H162ZM31 255H33V256H31ZM77 255L79 256L78 253H77ZM101 255H103V257ZM138 255L141 256L142 260L140 259V257ZM39 256H42V258L39 257ZM74 256H76V255H74ZM135 256H137L139 258V261L141 263L137 262L138 259H136L137 257L135 258ZM170 256H171V259L169 258ZM172 256L174 257V259L172 258ZM54 257H55V259H54ZM79 257L81 258V256H79ZM107 257L108 258L111 257V262L112 263L110 262V259H108L109 261L107 262ZM160 257H161V259H160ZM19 258H21L22 260L19 259ZM27 258L29 260H27ZM57 258H58V261H57ZM69 258H71V257L69 256ZM94 258H91L92 262L95 263V264H99L100 262H96V259L94 261L93 260ZM100 258H101V260H100ZM129 258H130V260H129ZM163 258L165 260H163ZM112 259L114 261H112ZM166 259H168V260L170 259L171 261H168L169 262L168 263L166 261ZM33 260H34V262H33ZM39 260H41V261H39ZM105 260H106V263H104ZM134 260L135 261L137 260V261L134 262ZM154 260L152 261L153 263L151 262L152 264L156 263V260H155V262H154ZM162 260L165 261V263H163ZM24 261H25V263H24ZM61 262L59 264H61ZM170 262H172V263H170ZM62 263H65V261L62 262ZM148 263L149 262H147V264Z\"/></svg>",
    "mask_w": 264,
    "mask_h": 264
},
{
    "label": "bare ground",
    "instance_id": "bare-ground-1",
    "mask_svg": "<svg viewBox=\"0 0 264 264\" xmlns=\"http://www.w3.org/2000/svg\"><path fill=\"white\" fill-rule=\"evenodd\" d=\"M34 1V0H33ZM48 0H46V2H47ZM50 1V0H49ZM48 1V2H49ZM45 1L43 2L42 0H35V3L37 4V10H40V12L41 13H43V14H45V15H47V16H50L52 13H53V11H52V3H50V5H48V2L46 3ZM241 3V2H240ZM244 8V7H243ZM253 9V8H252ZM237 11V10H236ZM33 13H35V11L33 12ZM59 13H61V12H59ZM261 13V12H260ZM42 15V14H41ZM77 15V14H76ZM236 15V14H235ZM257 15V14H256ZM61 16H63L62 14H61ZM65 16H68L67 14L65 15ZM80 16V15H79ZM262 16V15H261ZM20 17V16H19ZM33 17L35 18V19H33L31 16H29L28 17V20H24V19H22L23 21H21L20 23H18V22H16V24H14L15 23V21H17V20H19V19H12V21L14 20V22H13V24L15 25V28H14V25H12V26H7L6 27V29H5V32H2V31H4V30H1L0 32H1V34H0V40H6L5 42H8L9 44H11V41L13 40V39H11V38H16V36H18V34H19V31H23V29L25 30V31H30L31 29L33 30L34 29V26H35V22H40V21H43V19H38V18H36L37 16H34L33 15ZM70 17V16H69ZM105 17V16H104ZM107 17V16H106ZM25 19H26V17H24ZM30 18H32V19H30ZM71 18L72 17H70V20H71ZM74 18H75V16H74ZM77 18V17H76ZM110 18V17H109ZM231 18V17H230ZM229 18V19H230ZM239 18V17H238ZM245 18V20L244 19H241L240 21H239V19H237L238 21H237V23H234V24H237V25H235V27H231V28H229V26L227 27V25H222V23H220V21H221V17L218 19L219 21H217L216 22V20H215V25L217 26V24H218V28L215 26V28H217V31L219 32V35L218 36H221L223 33H221V31L222 30H226V31H224V33L226 32V36H223L224 37V39H225V37H226V43L223 45L224 46V48L226 47V46H228V45H226L227 44V42H229V40H232V41H230V43L231 42H233V40H235L236 41V43L238 44H234V45H237V47H238V49L236 48V46H234V45H232V44H229V45H231L232 47L231 48H233V46L236 48H234V50L232 49V51L234 52V53H238L239 55H240V57H243V59L241 58L240 59V57L237 55V54H235V55H237L238 56V58H236L237 60H245L243 63H240V64H243V65H241V68L243 69H245V66H249L252 70H253V72L255 73V77H256V83H257V87H256V90H259L261 93L259 94V96L260 95H262L263 94V96H264V60H263V62H262V65H260V62H261V60L262 59H259V58H257L256 56H257V54H258V46H257V44H256V40H252V38H251V36L255 33L254 32V30H256V28L255 27H257V26H255L256 25V23L258 24L259 22H260V20L262 21V23H264V20H263V17H262V19H259V21H256V20H253L252 19V17H244ZM58 19V18H57ZM60 19L61 20H64L63 19V17H60ZM83 19V18H82ZM227 19V18H226ZM229 19H228V21H229ZM232 19H233V17H232ZM256 19V18H255ZM258 19V18H257ZM222 22H224V19L222 18ZM231 20V19H230ZM234 20H236V18L235 19H233V21ZM34 22V23H32V22ZM76 21V20H75ZM81 21V20H80ZM205 21V20H204ZM210 21H212V20H209V22ZM227 21V20H226ZM228 21H227V23H228ZM25 22V23H24ZM43 22H45V21H43ZM43 22L40 24L41 26L43 25ZM65 22V21H64ZM72 22V21H71ZM73 22H74V20H73ZM76 22H78V20L76 21ZM84 22V21H83ZM202 22V21H201ZM230 22V24H228V25H231L232 24V20L231 21H229ZM235 22V21H234ZM17 23H18V25H17ZM62 23V22H61ZM79 23H81V22H79ZM111 23V22H110ZM199 23V22H198ZM242 23V24H241ZM255 23V24H254ZM66 24H67V22H66ZM77 24V23H76ZM75 24V25H76ZM113 24V23H112ZM116 26H117V24L118 23H114ZM113 24V26H115ZM120 24V23H119ZM203 24V23H202ZM206 24V23H205ZM204 24V25H205ZM220 24L222 25V26H220ZM239 24H241V26L239 27L238 25ZM252 24H254V27H252L253 25ZM16 25H17V27H16ZM38 25V24H37ZM69 24H67V26H68ZM71 25H73V26H75L74 24H71ZM199 25H200V23H199ZM212 25V26H213ZM121 26V25H120ZM212 26H211V28L209 27V28H207V29H210V30H212V29H214V28H212ZM213 26V27H214ZM3 27V26H2ZM36 27V26H35ZM69 27H72V26H69ZM68 27V28H69ZM117 27H119V26H117ZM205 27V26H204ZM204 27H203V29H204ZM1 28V27H0ZM4 28H5V25H4ZM68 28H67V30H68ZM74 28V27H73ZM76 28V27H75ZM80 28V27H79ZM205 28V29H206ZM264 28V27H263ZM42 29V28H41ZM122 28L121 27H119V30H121ZM200 29H202V28H200ZM204 29V30H205ZM206 29V30H207ZM261 29H262V26H261ZM260 29V31H262ZM115 30H118V28H114V31L113 32H115ZM119 30L117 31V32H119ZM205 30V31H206ZM210 30H208L209 32H210ZM214 30H216V29H214ZM214 30L212 31V32H214ZM35 31V30H34ZM42 31V30H41ZM77 31V30H76ZM217 31H215V33L217 32ZM39 32V31H38ZM44 32V31H43ZM67 32V31H66ZM87 32V31H86ZM103 32V31H102ZM110 33L112 32V31H109ZM112 32V33H113ZM121 32H122V30L118 33V35H120L121 34ZM204 31L203 30H201V33H203ZM207 32V31H206ZM205 32V33H206ZM209 32H207L206 33V35L207 34H209ZM26 33V32H25ZM24 33V34H25ZM70 33H73V32H71L70 31ZM96 33V32H95ZM95 33L93 34V35H95ZM98 33V32H97ZM221 33V34H220ZM23 34V35H24ZM77 33H75V35H76ZM100 34H101V32H99V35L98 36H100ZM103 34H105V32H103ZM198 34H200V32L198 33ZM212 33H210L209 34V36L207 35V37H212L213 39H214V34L213 35H211ZM218 33H216L215 35H217ZM256 34V33H255ZM59 35V34H58ZM72 35V34H71ZM80 34H78L77 36H79ZM113 35V34H112ZM112 35H110V37L112 36ZM116 33H115V37H116ZM117 35V36H118ZM123 35V34H122ZM128 34H126V37H127V39H128V36H127ZM202 35H204V37H206V35L205 34H202ZM55 36V35H54ZM67 36V35H66ZM70 36V35H69ZM76 36V37H77ZM97 36V35H96ZM97 36V37H98ZM102 36V35H101ZM105 36H107V32H106V34H105ZM114 36V35H113ZM132 36V35H131ZM201 36V35H200ZM257 36H259V35H257ZM73 37H74V35H73ZM80 37V36H79ZM78 37V38H79ZM84 37V36H83ZM102 37H104V36H102ZM109 37V38H110ZM114 37V38H115ZM133 37V36H132ZM202 37V36H201ZM204 37H202L201 39H203ZM223 37H221V38H223ZM229 37V38H228ZM66 38V37H65ZM69 38V37H68ZM67 38V39H68ZM93 38H96V37H93ZM108 37H107V39H109ZM118 38H119V36H118ZM216 39H218L217 37H215ZM220 37H219V39H221ZM262 38V37H261ZM28 39H29V37H28ZM75 39V38H74ZM80 39L82 40L83 38H81L80 37ZM79 39V41H81ZM106 39V40H107ZM116 39V38H115ZM131 39V38H130ZM218 39V40H219ZM227 39H229L228 41H227ZM98 40H100V37H99V39ZM112 40H114V39H112ZM136 40V39H135ZM198 40V39H197ZM204 40H205V38H204ZM211 40V39H210ZM217 40V41H218ZM223 40V39H222ZM264 40V39H263ZM103 41H104V39H103ZM213 41V40H212ZM220 41V40H219ZM105 42V41H104ZM207 42H208V40H207ZM206 42V43H207ZM214 42V41H213ZM220 42H222V41H220ZM80 43V42H79ZM78 43V44H79ZM84 43V42H83ZM211 43V42H210ZM215 43V42H214ZM213 43V44H214ZM216 43H218V42H216ZM107 44V43H106ZM112 45V44H111ZM215 46V45H214ZM82 47V46H81ZM84 47V46H83ZM218 47H220V46H218ZM79 48V47H78ZM111 48V47H110ZM223 48V49H224ZM226 49V50H225ZM224 50L226 51V52H228L227 51V49H229L230 50V48H228V47H226ZM224 50H222V51H224ZM224 51V52H225ZM231 51V50H230ZM231 51V52H232ZM176 51H174L173 53H175ZM183 52V51H182ZM231 52H228V56L230 55V58L228 59L229 60V62H231L230 60H232L231 59V57H234L233 55H232V53ZM101 53V52H100ZM183 53H185V52H183ZM230 53V54H229ZM4 54V53H3ZM1 55V56H4V55ZM43 54V53H42ZM225 54V55H224ZM223 55L224 56H226V53H224ZM13 55V54H12ZM11 55V56H12ZM24 55V54H23ZM222 55V56H223ZM232 55V56H231ZM262 55V54H261ZM6 56H7V54H6ZM6 56H4L5 58H2V59H6V61L7 60H9V62H10V59L11 58H13V57H10V56H8V57H10V59H7L8 57H6ZM16 56V55H15ZM189 56V55H188ZM187 55L186 56H184V55H181L179 52L178 53H176V54H174V55H172V57H173V59L171 58V59H169V62H170V60H173L174 61V63L172 62L171 64H176L175 65V67L176 66H178L177 68L179 69H183V71L182 72H184L185 74V76L184 77H186L185 79H183V81L181 82V83H179V89L183 92V93H185L186 92V94L189 92L188 91V89H190L192 86H196V89H194L195 87H192V92L193 93H196V98H197V93H198V100L196 101V102H198L199 104H197L196 105V107L199 105V107H197V108H195V112H194V114H195V120H194V123L192 124L193 125V127L191 128V126H189L191 129H189L188 131H187V129H183V136H184V138H183V140H184V142L182 143V145H184L183 146V151H184V154H185V160H184V162L182 163V165H181V169H182V172H183V174L184 175H188L189 173H190V169H191V162H190V160H189V154L191 153V152H193V154L195 155V164H194V170H193V172H194V174L198 177V180H197V188H198V195H197V204H196V211H195V213L197 214V216H196V214H194L195 216L194 217H197V219H198V221L197 222H199V225L201 226V228H200V230H199V236H200V238H201V240H203L204 242H206V244L205 245H209V244H207V242L208 243H210L211 245L210 246H207L206 247V252L203 254V251L201 252V250H205V249H202V246H201V249L199 250V252H201L203 255H207V252H208V250L210 251V249H211V251L209 252L210 253V255L212 256V257H218V256H228V255H231L232 253H234V252H236V254H237V259H236V261H232V262H230V263H227V264H246V260H245V252H246V249H245V246H246V244H245V235H244V230H243V228H244V220L242 219L243 218V213H242V208H243V206H244V204H245V196L247 195V193L248 192H250V190H251V188L249 187L250 186V184L248 183V180L246 179L245 180V177H243V175H252L251 177H254L255 176V174H256V170L255 169H253L252 167H254L255 166V164L256 165H258V166H256V169L258 168V167H260L262 164H260V162H262V161H264V115L262 114V113H260L259 111H261V108H259V106H258V104H256L255 102H253V100H251V98L249 99L248 98V96H246L247 94H245V92L243 93V91L240 89H238V87H237V85H238V81L239 80H237V82H236V84H235V86L232 84L233 82L231 81V82H228L227 84L226 83H220L221 81L220 80H217V76H215L216 75V73H215V71H213V69L211 70V68L207 65V64H203V62H202V64L203 65H200L201 63L200 62H198L197 60H193V58H191V57H188ZM223 56V57H224ZM25 57H26V55H25ZM39 57V56H38ZM52 57V56H51ZM17 58V57H16ZM21 58V57H20ZM227 58V57H226ZM25 59V58H24ZM37 59V58H36ZM36 59H34V60H36ZM43 59V58H42ZM219 59V58H218ZM259 59V60H258ZM19 60V59H18ZM28 60V59H27ZM33 60V61H34ZM44 60L45 59H43V61H41V62H39L38 61V63L40 64V63H42V62H44ZM51 60V59H50ZM222 60V59H221ZM228 60H225L227 63L226 64H228L229 62H228ZM233 60L236 62V60H235V58H233ZM2 61V60H1ZM6 61H3V62H0V63H5ZM11 61H13V65H12V67H11V69H13V68H15V67H17V69L15 68L14 70L15 71H17L19 68H21V66H24L23 68H27L28 69V63H29V65H31V63H33V62H29V60H28V63H26V66L27 67H25V64L24 63H22V61L23 60H20V62L21 63H19V65H18V62L15 60V59H11ZM46 61V63L45 64H47V63H49L47 60H45ZM222 62H224L223 60H222ZM233 62V61H232ZM234 62V63H235ZM239 62H241V61H239ZM258 62H259V64H258ZM50 63H51V61H50ZM49 63V64H50ZM58 63V62H57ZM84 63V62H83ZM111 63H113V62H111ZM233 63V64H234ZM237 64H239L238 63V61L236 62ZM6 64V65H5ZM4 65L5 66H7V64L8 63H5ZM51 64H53V63H51ZM67 64V63H66ZM79 64H80V62H79ZM100 64H101V62H100ZM103 64V63H102ZM230 64V63H229ZM2 65V64H1ZM0 65V66H1ZM4 65H2V66H4ZM9 65V64H8ZM21 65V66H20ZM41 65V64H40ZM40 65H38V67L40 66ZM42 67H44L45 65L42 63ZM48 65V64H47ZM46 65V66H47ZM58 65V64H57ZM75 65V64H74ZM115 65V64H114ZM34 66V65H33ZM37 66V65H36ZM49 66V65H48ZM47 66V67H48ZM50 66H52V65H50ZM53 67H56L55 66V63H54V65H53ZM74 68H75V66H73ZM82 67V66H81ZM8 68V67H7ZM34 68H35V66H34ZM41 68V66L39 67V69ZM52 68V67H51ZM57 68V67H56ZM59 68V67H58ZM57 68V69H58ZM79 68V67H78ZM227 68V67H226ZM36 69V68H35ZM46 69V68H45ZM44 69V70H45ZM52 69H55V68H52ZM56 69V70H57ZM60 69V68H59ZM179 69V70H180ZM20 70V69H19ZM24 69H22L21 70V72L23 71ZM29 70H30V68H29ZM28 70V71H29ZM37 70V69H36ZM35 70V71H36ZM50 70V72H51V69H49ZM55 70V71H56ZM60 70H62V69H60ZM64 70V69H63ZM78 71H79V69H77ZM38 71V70H37ZM46 71H48V70H46ZM78 71H76V72H78ZM81 71H83V70H81ZM181 71V70H180ZM7 72V71H6ZM18 72V71H17ZM20 72V71H19ZM18 72V73H19ZM20 72V73H21ZM30 72H32V71H30ZM29 72V73H30ZM40 72V71H39ZM43 72H45V71H43ZM49 72V73H50ZM52 72H54V70L52 71ZM57 72V71H56ZM55 72V73H56ZM75 72V73H76ZM22 73H24V72H22ZM21 73V74H22ZM47 73V72H46ZM54 73V74H55ZM58 73V72H57ZM56 73V74H57ZM61 73V72H60ZM64 73V72H63ZM181 73V72H180ZM25 74V73H24ZM28 74V73H27ZM55 74V75H56ZM80 74V73H79ZM183 74V73H182ZM181 74V75H182ZM72 75H73V73H72ZM21 77H22V75H20ZM83 76H84V74H83ZM183 76V75H182ZM72 77V76H71ZM76 76H73L72 78H75ZM77 77H79V76H77ZM2 78V77H1ZM4 78V77H3ZM45 78V77H44ZM43 78V79H44ZM7 78L5 77V80H6ZM10 79V78H9ZM8 79V82L11 84L12 82H11V79L9 80ZM13 79H15V78H13ZM18 79H20L19 78V76H18ZM18 79H16V80H18ZM78 79H80V78H78ZM81 79H82V77H81ZM226 79V78H225ZM230 79V78H229ZM58 80V79H57ZM185 80V81H184ZM236 80V79H235ZM1 81V80H0ZM4 81V80H3ZM15 81V80H14ZM13 81V82H14ZM22 81V80H21ZM53 81V80H52ZM61 81V80H60ZM72 81V80H71ZM181 81V80H180ZM220 81V82H219ZM5 82V81H4ZM3 82V83H4ZM7 82V83H8ZM57 82V81H56ZM79 82V81H78ZM84 82V81H83ZM254 82V83H255ZM16 83V82H15ZM17 83H21L20 82V80L17 82ZM45 83V82H44ZM55 83V82H54ZM80 83H82V82H80ZM240 83H242V82H240ZM239 83V84H240ZM194 84V85H193ZM38 85V84H37ZM41 86H42V84H40ZM39 85V87L41 88V86ZM45 85V84H44ZM177 85H178V83H177ZM176 85V86H177ZM190 85H191V87H190ZM233 85V86H232ZM240 85H242V84H240ZM244 85V84H243ZM7 86V85H6ZM13 86V84L11 85V87ZM18 86V85H17ZM16 86V88H18ZM49 86V85H48ZM53 86V85H52ZM74 86H76V85H74ZM79 86V85H78ZM173 86V85H172ZM171 86V87H172ZM8 87V86H7ZM19 87H20V85H19ZM34 87H35V85H34ZM34 87H33V89H34ZM37 87V86H36ZM38 87V89H36V90H39L38 92L39 93H41V95H45L44 94V91H47V93H46V95H48V97H49V95L50 96H53V93H50V94H48L49 92H51V89H50V91H48V87H47V89H45V86H44V88H41V91H43V89H44V91L43 92H40V88ZM65 87V86H64ZM104 87V86H103ZM9 88V87H8ZM7 88V89H8ZM14 89H15V84H14V87H13ZM13 88H11L12 89V91H14L13 90ZM56 88V87H55ZM70 88V87H69ZM72 88V87H71ZM246 88V87H245ZM253 88V87H252ZM2 89H4V88H2ZM33 89H31V91H29V93L30 92H34V94H35V89L33 90ZM63 89V88H62ZM78 89H80V88H78ZM174 89V88H173ZM16 90V89H15ZM33 90V91H32ZM53 90V89H52ZM73 90V89H72ZM102 90V89H101ZM101 90H100V92H101ZM197 90V91H196ZM68 91V90H67ZM196 91V92H195ZM251 91H253V89L251 90ZM250 91V92H251ZM258 91V92H259ZM3 92V91H2ZM9 92V91H8ZM28 92V91H27ZM103 92V91H102ZM101 92V93H102ZM111 92V91H110ZM254 92V91H253ZM12 93H14V92H12ZM16 93V92H15ZM43 93V94H42ZM72 94H74L73 92H71ZM100 93V94H101ZM10 93H8V95H9ZM34 94H33V96H34ZM38 93H36L35 94V96L37 95ZM63 94V93H62ZM62 94H61V96H62ZM70 94V93H69ZM68 94V95H69ZM72 94H70V95H72ZM80 94V93H79ZM99 94V95H100ZM107 94V93H106ZM106 94H105V96H106ZM258 94V93H257ZM3 95V94H2ZM5 95V94H4ZM6 95H7V93H6ZM18 95V94H17ZM31 96H32V94H30ZM41 95L39 96V94H38V97H41ZM75 95V94H74ZM81 95H82V93H81ZM96 95V94H95ZM111 95V94H110ZM114 95V94H113ZM0 96H1V92H0ZM14 96V95H13ZM12 96V97H13ZM24 96H26V95H24ZM34 96V97H35ZM58 96H59V94H58ZM67 96V95H66ZM103 96H104V93H103ZM107 96H108V94H107ZM105 97V99H107V103L105 104V99H104V97L102 98L101 96V98L102 99H104V101L101 99V100H99V103H100V101H103L104 102V104H98L97 106H96V110H95V112L93 113V116H92V119L89 121V122H87L86 123V121H84L83 119V121L85 122H82V123H84L83 125L84 126H88V130H89V134L87 133L88 131H86L85 133H87L88 135L86 136V134H84V128H83V130L81 129L82 127L80 126V127H78L79 125L77 124V121H79V118H77V116H74L73 114L74 113H71L72 111H75L74 109H71V111H70V113H68V111L66 112L67 114L66 115H61V114H59L58 115V118L56 117V118H53V119H51L50 118V121L47 119V121H48V123H49V125H51V123L53 124V125H51V126H49V128L50 129H52L51 131H50V129L48 128V126L46 127L47 129L45 130L46 132H52L53 131V128L55 129V131H53L51 134L50 133H46V135H48L49 137H50V135H51V137L52 136H54V135H58V136H56V139L58 138V139H60V142H63V141H61V139H63L62 137L64 136V139H66L70 134H72V135H74L75 137H76V141H78V146L77 145H75L74 143L75 142H73V144H72V142L71 143H68V144H71L72 146H77V147H75L77 150L74 152V154H73V157H71V159L73 158V160H71L72 161V164L73 165H71V166H74V168L77 170L76 171V173H77V175L75 174H73V173H75V171H73L72 172V174L74 175H72L71 173H69V174H71L73 177H75L74 179H75V181L77 180H79L80 182L79 183H77V184H85V182H84V180H85V176L84 175H88L87 176V179H86V182H90L91 184H88L89 186L91 185V188H92V190H90L91 192H93V195H92V193H91V195H92V198H89V205H90V202H91V207L90 206H86L85 207V201H84V199H87L86 197H87V195H85V193H87L88 194V192H83V195H79V191H80V189H79V185H77V187H78V189H79V191L77 192V188L75 189V187L73 188V189H75L74 191H71L70 192V194L72 193V192H74V193H72L71 195H73V196H70V195H68L67 194V196L65 195V197H64V193L62 194L63 196L61 197L60 195L58 196V198H60L61 197V199H62V201L60 200V199H58V200H60L59 202H62V206L60 205V206H58V205H56V207H59V208H57V210L56 211H58V212H56V213H58L59 214V210H61L60 208H62L63 209V212L62 213H60V214H62V215H58V216H61L60 218L63 220V223H62V221H61V219L59 218V220H60V225L62 224V228H63V230H64V232L63 231H61L63 234H66L67 236H64V235H62L63 236V238L65 237V241L64 242H66L65 244H67V247L69 248H73V249H71L72 250V252H71V254H69V256L71 257V258H69V256L67 257L68 259L67 260H62V262H64L65 261V263H62L61 262V258H59V261L61 262V264H95V263H93L92 262V259L91 258H94L95 257V254L92 252L93 251V246L95 245V246H97L98 248L100 247V248H102L101 246L102 245H100V244H106V246H108L109 245V241L107 242V243H105V241H107V240H109L110 239V241L111 240H113V235H112V239L108 236V235H106L107 234V232H103L102 233V231H108V232H113L112 230H111V224L113 225L114 224V227H115V223H111L110 221H114V220H117L118 219V217H119V215H120V211H118V210H120V208H121V210L123 209V211H124V209L125 210H127L128 212H130L129 210H130V208H128L127 209V206H126V200L128 201V199L126 198V195L129 193V192H132L131 191V189L130 188H128V189H130V190H126V185H125V182L127 181V182H129V183H134L133 182V180L134 179H136V177L138 176V177H144L143 179H145V176H147V175H167L165 178H168V176H170V174L169 173H165V170L167 169H165L163 172H161V171H148L146 168V170L145 169H143L144 167H143V165H142V163L141 162H139V160H137V159H135V156L133 155V158L131 157V159L130 158H127V159H129L128 161H127V159H125V157L128 155H126L125 157H124V154L125 153H123L124 151L122 150V149H120V147H118V141H119V143H120V136L122 135V132H121V130L123 129L124 131H126V130H128V131H131V134L130 135H132L134 132H136V133H140V135H144L143 137H141V140H140V138H139V140H140V142H142V143H145L146 142V139L144 138V137H146V132H145V130H146V128L144 129V128H140V129H134L133 128V126L132 125H128V126H130V127H128V128H126V126H124L123 125V123H121L120 122V120H118L119 118H117V117H119V115L116 117V109L115 108H118V107H116V104L118 103V101H117V99H116V97H115V99H116V104H115V108H114V106H113V104H111V103H113V101L111 102V101H109L110 100V97ZM251 96V95H250ZM254 96V95H253ZM3 97V96H2ZM7 97V96H6ZM9 97V96H8ZM7 97V98H8ZM10 97H11V95H10ZM16 97V96H15ZM28 97V96H27ZM34 97H30V98H34ZM37 97V96H36ZM35 97V98H36ZM38 97H37V99H38ZM44 98H45V96H43ZM42 97V98H43ZM55 97V96H54ZM60 97V96H59ZM63 97L64 98H66L65 96H64V94H63ZM63 97H61V98H63ZM68 97H70V96H68ZM72 97H74V96H72ZM76 98L78 97V94H77V96H75ZM100 97H97V98H100ZM14 98V97H13ZM17 98V97H16ZM26 98V97H25ZM24 98V99H25ZM29 98V97H28ZM27 98V99H28ZM40 99V100H43V101H41L43 104L44 103H49V101L53 98H51L49 101H47L46 100V102H44L45 101V99H47V96H46V98L44 99ZM57 98L58 97H56V100H57ZM64 98L62 99L63 100V102H64ZM71 98V97H70ZM69 98V99H70ZM76 98H74V100L76 99ZM79 98H80V96H79ZM92 98V97H91ZM96 98V99H97ZM114 98V97H113ZM190 98V97H189ZM261 98H262V96H261ZM259 99V97H258V99H259V101L260 100H262V99ZM5 99V98H4ZM3 99V100H4ZM23 99V98H22ZM26 99V100H27ZM36 99V100H37ZM54 99V98H53ZM95 99V100H96ZM0 100H1V98H0ZM10 100H12V99H10ZM16 100H18L17 102H19V97L16 99ZM36 100H31V102H32V107L34 106V102H36ZM39 100V99H38ZM60 100V99H59ZM67 100H68V98H67ZM80 100H81V98H80ZM83 100V99H82ZM263 100H264V97H263ZM7 101V100H6ZM15 101V100H14ZM34 101V102H33ZM70 100H68V102H69ZM94 100L92 99V102H93ZM98 101V100H97ZM3 102H5V101H3ZM2 102V100H1V103H3ZM17 102H15V103H13V102H10V106H11V103H13V104H16ZM20 102H25V100L23 101V100H21ZM20 102H19V104H20ZM28 102H29V100H28ZM31 102H29V104L31 105ZM52 102V101H51ZM50 102V103H51ZM60 102V101H59ZM62 102V103H63ZM71 102V101H70ZM73 102V101H72ZM72 102H71V104H72ZM75 102V101H74ZM78 102V98H77V100H76V103ZM79 102H81V101H79ZM78 102V103H79ZM82 102H84V101H82ZM111 102V103H110ZM261 102V101H260ZM26 103H27V101H26ZM26 103H25V105L24 106H26ZM40 103V102H39ZM41 103V104H42ZM55 103V102H54ZM76 103H73L74 104V106H72V107H75L76 108ZM88 103V102H87ZM86 103V104H87ZM96 102L94 101V104H95ZM121 103V102H120ZM6 104V103H5ZM19 104H16V106L17 105H19ZM28 104V103H27ZM37 104V102L35 103V106L36 107H34V108H37L38 106L36 105ZM40 104V105H41ZM57 104H58V102H57ZM64 104V103H63ZM66 104H69V103H66ZM66 104H64V105H66ZM72 104V105H73ZM91 104V103H90ZM93 104V103H92ZM111 104V105H110ZM260 104H264V101H263V103H260ZM259 104V105H260ZM2 105V104H1ZM29 105V106H30ZM47 105V104H46ZM59 105H61V104H59ZM82 105H84V104H82ZM118 105V104H117ZM260 106V107H262L263 108V106ZM6 106H7V104H6ZM15 106V107H16ZM43 106V105H42ZM88 106V105H87ZM95 106V105H94ZM2 107V106H1ZM4 107V106H3ZM2 107V108H3ZM17 107H19V108H22V104H21V106L19 105V106H17ZM41 107V106H40ZM45 107V106H44ZM56 107V106H55ZM60 107V106H59ZM63 107V106H62ZM65 107V106H64ZM71 107V106H70ZM78 107V106H77ZM89 107V106H88ZM87 107V108H88ZM93 107V106H92ZM92 107H90V108H92ZM194 107V106H193ZM2 108H0V110L2 109ZM25 109L27 108V107H24ZM30 108H31V106H30ZM30 108H29V110H30ZM43 108V107H42ZM69 108V107H68ZM67 108V109H68ZM79 108V107H78ZM80 108H82V107H80ZM8 109H9V107H8ZM13 109V108H12ZM11 108H10V110H12ZM15 109V108H14ZM44 109V108H43ZM70 109V108H69ZM68 109V110H69ZM85 109V108H84ZM84 109H82L83 111H84ZM95 109V108H94ZM7 110V109H6ZM20 110V109H19ZM18 110V111H19ZM32 110H35V109H32ZM31 110V111H32ZM37 110H39L38 108L35 110V111H37ZM63 110H64V108H63ZM79 110H81V109H79ZM93 110V109H92ZM256 110L259 112H256ZM262 110H264V109H262ZM1 111H3V110H1ZM15 110H13L12 112L13 113H16V112H14ZM25 111V110H24ZM30 111V112H31ZM53 111V110H52ZM88 111H90V109L88 110ZM117 111H120V108H119V110H117ZM11 112V113H12ZM28 112V111H27ZM33 112V111H32ZM38 112V111H37ZM43 112V111H42ZM65 112V111H64ZM87 112V111H86ZM262 112H264V111H262ZM8 113H9V111H8ZM8 113H6L7 115H8ZM21 113V112H20ZM20 113H17L16 115H20ZM26 113V112H25ZM38 113H41V111L39 110V112ZM37 113V114H38ZM56 113V112H55ZM58 113V112H57ZM62 113H63V111H62ZM83 113V112H82ZM81 113V114H82ZM4 114H5V112H4ZM29 114V113H28ZM32 114V113H31ZM36 114V115H37ZM52 114V113H51ZM64 114V113H63ZM71 114V115H70ZM76 114H77V112H76ZM79 114V116H80V112L78 113ZM86 114H88L89 115V112L88 113H86ZM85 114V115H86ZM91 114H92V111H91ZM0 115H2L1 113H0ZM7 115H6V117H7ZM9 115H11V114H9ZM14 116H13V118L15 117V114H13ZM34 114H32V116H33ZM46 116L45 117H47V114H45ZM48 115H49V113H48ZM84 115V117H86ZM5 115H2L0 118H2V117H4ZM26 116V118H27V115H25ZM39 116H40V114H39ZM176 116V115H175ZM175 116H169L170 118H168L167 120H166V122L168 123V125H167V129H166V131L167 130H170V132H171V130H177L178 129V126H179V124L177 125L176 123H175V121L174 120H176L177 121V119H175ZM10 117V116H9ZM34 117V116H33ZM42 117H43V114H42ZM83 117V118H84ZM88 117H90V115L88 116ZM5 118V117H4ZM18 118V121H19V117H17ZM20 118H21V116H20ZM23 118V117H22ZM22 118H21V121L23 122V120H22ZM25 118V117H24ZM25 118V119H26ZM29 118H31V115H30V117ZM49 118V117H48ZM87 118V117H86ZM177 118H178V116H177ZM6 120H7V118H5ZM5 119H3V121H1L0 122V125H1V123L3 124V122H4V120ZM11 119V118H10ZM24 119V120H25ZM62 119V120H61ZM76 119H78V120H76ZM81 119V118H80ZM52 120V121H51ZM64 120H65V122H64ZM89 120V119H88ZM8 121V120H7ZM6 121V122H7ZM10 121V120H9ZM26 121H28V120H26ZM31 121H34V123H40V126L43 124H41V122H42V120L40 119V117H36L35 116V118H32L31 119ZM46 121V122H47ZM16 122V121H15ZM14 122V120H13V123H15ZM21 122V123H22ZM29 122V121H28ZM63 122L65 123L64 125H63ZM80 122V121H79ZM18 123V122H17ZM17 123H15L16 125H18ZM31 123V122H30ZM34 123H32V124H34ZM47 123V124H48ZM81 123V124H82ZM25 124V123H24ZM129 124V123H128ZM165 124V123H164ZM11 125V124H10ZM9 125V123H8V125L6 126V125H2L3 126V128L6 126V127H10L11 128V126ZM20 125V124H19ZM46 125V124H45ZM162 125V124H161ZM52 126H53V128H52ZM83 126V127H84ZM166 126V125H165ZM13 127H15L14 125H13ZM18 127V126H17ZM22 127V126H21ZM9 128V129H10ZM23 128V127H22ZM80 128V129H79ZM1 129V128H0ZM64 129L66 130V133H67V135H66V137H65V133H64V135H63V132H64ZM16 130L18 131V129L16 128ZM48 130V131H47ZM87 130V129H86ZM122 130V131H123ZM179 130V129H178ZM185 130V131H184ZM7 131V130H6ZM6 131H4L5 133H7L8 134V132H6ZM21 131V130H20ZM147 131V130H146ZM149 131V130H148ZM10 132V131H9ZM21 132H23V130L21 131ZM55 132V133H54ZM58 132V133H57ZM61 132H62V135H60L61 134ZM119 132L121 133V134H119ZM169 132V131H168ZM173 132V131H172ZM177 132V131H176ZM179 132H180V130H179ZM17 133V132H16ZM23 133H25V132H23ZM125 133V132H124ZM2 135H4L3 133H1ZM11 134H13L12 132H11ZM10 134V135H11ZM18 135H19V133H17ZM22 134V133H21ZM129 134H128V137H129ZM174 134V133H173ZM72 135H70V140H71V136ZM85 135V136H84ZM126 135V134H125ZM125 135H123V136H125ZM178 135H180V134H178ZM14 136H16V135H13L12 137H14ZM47 136V137H48ZM62 136V137H61ZM74 136H73V138H74ZM3 137V136H2ZM23 137L25 138L26 137V133H25V136L24 135H22V137H20V135H19V138H22L23 139ZM27 137H29V136H27ZM48 137V138H49ZM50 137V138H51ZM61 137V138H60ZM126 138H127V135L125 136ZM30 138V137H29ZM45 138H46V136H45ZM49 138V139H50ZM53 138H55V137H53ZM72 138V139H73ZM0 139H1V137H0ZM7 139V138H6ZM31 139H33V138H31ZM30 139V141H31V148L32 147H36L37 145H38V143L37 142H39V141H35V139H34V141H32ZM48 139V140H49ZM57 139V140H58ZM121 139H125L124 137H122ZM128 139V138H127ZM129 139H134V137H131V138H129ZM16 140V139H15ZM20 140V139H19ZM27 140V138H25V141ZM44 140H46V139H43V141ZM51 142H53V139L51 138ZM69 139L67 140V141H70ZM126 140V139H125ZM2 141V140H1ZM0 141V142H1ZM3 141H4V139H3ZM10 141V140H9ZM8 141V142H9ZM22 141V140H21ZM18 142V143H22V142ZM24 141V140H23ZM27 141H29V139L27 140ZM55 141V140H54ZM72 141H74V140H72ZM121 141H123V140H121ZM11 142V141H10ZM9 142V143H10ZM17 142V141H16ZM32 142H35L36 143V146H34L35 144H33ZM47 142V141H46ZM5 143H7V141H5ZM24 144H25V146H27V145H29V144H26L25 142H23ZM42 143V142H41ZM40 142H39V145L40 146H37V147H42L43 148V145L44 144H41ZM65 143V142H64ZM77 143V142H76ZM12 144V143H11ZM23 144V145H24ZM67 144V145H68ZM0 145H1V143H0ZM4 145V144H3ZM8 144H6V146H7ZM13 145V144H12ZM19 145H21V144H19ZM22 145V146H23ZM120 145V144H119ZM5 146V147H6ZM69 146V145H68ZM68 146H66L67 148H68ZM72 146H71V148L69 149L68 148V150H71L72 149ZM145 146V145H144ZM1 147V146H0ZM30 147V146H29ZM28 147V148H29ZM63 147H64V145H63ZM182 147V146H181ZM2 148V147H1ZM12 148V147H11ZM16 151H17V144H16ZM14 148V149H15ZM21 148H23V147H21ZM28 148H26V149H28ZM30 148V149H31ZM41 148V149H42ZM6 150H8L7 148H5ZM9 149H10V147H9ZM13 149V148H12ZM25 149V148H24ZM25 149V150H26ZM33 149H35V148H33ZM145 149V153L147 154V157L149 156L150 157V155H156V154H158V155H161V156H163L164 158L166 157V156H168L167 155V149H163V150H161V149H159V150H155V149H153V148H148L147 147V145H146V147L144 148ZM0 150H3V148L2 149H0ZM23 150V149H22ZM24 150V151H25ZM36 150V149H35ZM35 150H31L30 152H29V156L30 155H32V153L34 154L35 152H37V151H35ZM38 150H39V148H38ZM63 150H65V151H67L66 150V148L64 147V149H62V151ZM75 150V149H74ZM19 151H20V147H19ZM24 151L22 152L21 151V153L19 154L20 156L21 155H27V153H28V151L27 152H25L24 153ZM33 151V152H32ZM61 151V150H60ZM64 151V152H65ZM72 151H73V149H72ZM39 152H40V150H39ZM70 152V151H69ZM68 152V153H69ZM4 153L6 154V151H4ZM7 153H9V151L7 152ZM13 153V152H12ZM24 153V154H23ZM68 153H66L67 155H68ZM1 154H2V152H1ZM1 154H0V156H1ZM11 154V153H10ZM10 154H7V155H10ZM13 154H16V153H13ZM12 154V155H13ZM18 154V153H17ZM66 154H64L65 156H66ZM70 154V153H69ZM141 154L143 155V152H141ZM7 155H6V157H7ZM11 155V156H12ZM19 156V157H20ZM60 156H61V154H60ZM72 156V155H71ZM132 156V155H131ZM145 156V155H144ZM143 156V157H144ZM157 156V155H156ZM2 157V156H1ZM3 157H4V155H3ZM5 157V158H6ZM14 157V156H13ZM16 157H17V155H16ZM25 158H27L26 156H24ZM43 157V156H42ZM45 157H47L46 155H45ZM58 157H59V155H58ZM64 156H62V158H63ZM138 157H139V155H138ZM4 158V159H5ZM10 158V157H9ZM21 158V157H20ZM50 158H52V156L50 157ZM53 158H55V161H56V159H58V158H56V157H53ZM62 158L61 159H59V161L61 160V163L63 162L62 161ZM67 158V157H66ZM66 158H63V159H66ZM145 158V157H144ZM4 159H3V161H4ZM11 159H14V158H12L11 157ZM46 160H48V158H45ZM21 160V159H20ZM23 160V159H22ZM21 160V161H22ZM52 161L54 160V159H51ZM69 160H70V158H69ZM168 160V159H167ZM0 161H1V159H0ZM2 161V162H3ZM5 161H6V159H5ZM11 161V160H10ZM19 161V160H18ZM20 161V162H21ZM49 161V160H48ZM58 161V160H57ZM64 161H66L67 162V160H64ZM194 161V160H193ZM7 162H9V159H8V161ZM6 162V163H7ZM15 162V161H14ZM23 162H25V160L24 161H22V163L21 164H25V163H23ZM50 162V161H49ZM48 162V163H49ZM4 163V162H3ZM9 163H11V162H9ZM18 162H16V164H17ZM60 163V162H59ZM68 163H69V161H68ZM5 164V163H4ZM3 164V165H4ZM47 164V163H46ZM50 164H53V163H50ZM57 164V163H56ZM62 164H65V162L64 163H62ZM123 164H125V166H128L127 167V169L129 170V171H131L130 170V168L132 169V170H134L133 171V173L132 174H134L133 176H129V175H119V173H118V171H117V169H118V167H119V169L121 168V165H123ZM0 165H1V162H0ZM3 165H1V166H3ZM6 165L7 164H5V167H6ZM23 165H20V166H23ZM59 165V164H58ZM191 165V166H190ZM10 166V165H9ZM19 166V167H20ZM49 167L51 166V165H48ZM60 166H62V165H60ZM69 166V165H68ZM67 166V167H68ZM124 166V165H123ZM12 167V166H11ZM18 166H16V168H17ZM28 167V166H27ZM26 167V168H27ZM57 167V166H56ZM63 167V166H62ZM174 167H176V166H174ZM180 167V166H179ZM264 166H262L261 168H258L257 169V171L260 169H262ZM4 167H2V169H3ZM8 168V167H7ZM7 168H6V170H7ZM23 168V167H22ZM25 168V169H26ZM33 168V167H32ZM48 168V167H47ZM46 168V169H47ZM51 168H53L52 166H51ZM61 168V167H60ZM65 168V167H64ZM72 168V167H71ZM12 169H13V167H12ZM49 169V168H48ZM57 169V168H56ZM73 169V168H72ZM5 170V169H4ZM14 170V169H13ZM17 170V169H16ZM26 170H28V172L26 171V173L27 174H30L29 173V170L31 171L32 169H31V167H29L28 169H26ZM51 170V169H50ZM52 170H55V167L52 169ZM51 170V171H52ZM61 170V169H60ZM264 170V168L262 169V171ZM21 171H22V169H21ZM44 171H46L45 169H44ZM43 171V172H44ZM49 171V170H48ZM70 171H72L70 168H69V171L68 172H70ZM262 171H258L259 172V174L258 175H260L261 177H262V180L261 181H264V179H263V177H264V175H262V174H264ZM8 172V171H7ZM7 172H5L6 174H7ZM20 172V171H19ZM38 171H35V173H37ZM47 172V171H46ZM45 172V173H46ZM54 173H55V171H53ZM53 172H52V175H54L53 174ZM59 172V174H60V171H58ZM61 172H63V171H61ZM68 172H66L65 171V174L67 173L68 174ZM126 172V171H125ZM15 173V175H16V173H17V171L16 172H12L11 171V175H13V174ZM22 173V172H21ZM25 173V172H24ZM44 173V174H45ZM49 173H50V171H49ZM122 173H124V172H122ZM5 174V175H6ZM9 174H10V172H9ZM39 174H41V173H39ZM68 174V175H69ZM128 174H130V173H128ZM131 174V175H132ZM177 174V173H176ZM21 175V174H20ZM52 175H51V178H52ZM56 175V174H55ZM62 175V174H61ZM71 175H69V177H67V178H69V180H71ZM239 175H241V176H239ZM22 176H23V174H22ZM25 176H27V175H25ZM32 176V175H31ZM36 176V175H35ZM47 176V175H46ZM57 176H58V174H57ZM56 176V177H57ZM65 176H67V175H65ZM135 176V177H134ZM173 176H177V175H173ZM173 176H170L171 178L173 177ZM257 176V175H256ZM37 177V176H36ZM48 177H50V174L48 175ZM55 176H53V178H54ZM62 177V176H61ZM150 177V176H149ZM153 177V176H152ZM162 177V176H161ZM19 178H21V177H19ZM27 178V177H26ZM25 178V179H26ZM42 178V177H41ZM46 178V177H45ZM67 178H64V180L65 179H67ZM148 178V177H147ZM151 178V177H150ZM159 178V177H158ZM164 178V179H165ZM170 178V179H171ZM244 178V179H243ZM28 179V178H27ZM31 179V178H30ZM30 179H29V182H30ZM37 179H39L38 177H37ZM154 179V178H153ZM156 179V178H155ZM154 179V180H155ZM160 179H162V178H159V180ZM163 179V180H164ZM170 179H166V180H170ZM1 180V179H0ZM42 180H44V179H42ZM41 180V181H42ZM52 180V179H51ZM58 180H61L60 179V176H59V178H58ZM58 180H57V183H58ZM63 180V179H62ZM62 180L60 181V182H62ZM69 180H67V181H69ZM137 180V179H136ZM136 180H134V181H136ZM141 180V179H140ZM150 180H152V179H150ZM243 181V180H245L246 181V184L248 183L249 184V186H248V184H247V186H248V188H247V186H246V184L245 185H242L243 183L241 182V181ZM18 181V180H17ZM22 181V180H21ZM27 181V180H26ZM49 181V180H48ZM53 182H55L54 180H52ZM51 181V182H52ZM66 181V180H65ZM67 181H66V183H67ZM72 181H73V179H72ZM71 181V182H72ZM76 181V182H77ZM173 181V180H172ZM31 182H32V180H31ZM39 183H40V181H38ZM139 182V181H138ZM146 182H148V183H146ZM144 181V184H145V186H146V184L148 185L149 184V181ZM33 183H34V181H33ZM44 183H45V181H44ZM43 183V184H44ZM47 183H49V182H47ZM63 183V182H62ZM70 182H68L67 184H69ZM74 183V182H73ZM128 183V184H129ZM135 183H137V182H135ZM134 183V185H136ZM150 183H152V181L150 182ZM23 184V183H22ZM30 184V183H29ZM36 184H38V183H36ZM42 184V185H43ZM52 184V183H51ZM71 184V183H70ZM127 184V183H126ZM142 184V183H141ZM141 184H139V185H141ZM187 184V183H186ZM27 185V184H26ZM39 185V184H38ZM38 185H36L34 188H32V191H33V189H35L36 187L38 188L39 186ZM48 185V184H47ZM53 185H56L55 183L53 184ZM52 185V186H53ZM58 185H60V184H58ZM75 184H73V186H74ZM133 184H131L130 185V187L132 186ZM143 185V184H142ZM151 185H153V184H151ZM2 186V185H1ZM0 186V187H1ZM20 186H21V184H20ZM24 186V185H23ZM28 186V185H27ZM30 186H32V185H30ZM41 186V185H40ZM49 186V185H48ZM48 186H46V187H48ZM52 186H50V187H52ZM57 186V185H56ZM56 186H55V188H56ZM61 186V185H60ZM63 186H66V185H62V187ZM68 186V185H67ZM72 184H71V188H70V190L72 189ZM89 186H86L85 185V187H89ZM124 186H125V188H124ZM144 186V187H145ZM244 186H246V187H244ZM45 187V190H44V193H43V191L42 190H40L41 191V193H43L44 195H42L43 197H40V198H43L44 199V197H45V195L47 194V193H49L48 191H47V193H46V188ZM68 187H70V186H68ZM68 187H66V188H68ZM128 187V186H127ZM144 187H142V188H144ZM147 187V186H146ZM151 187V186H150ZM20 188H23V187H20ZM24 188H28L29 189V187H24ZM54 188V186L52 187V189ZM94 188H96V189H94ZM132 188V187H131ZM133 188H135V186H133ZM132 188V189H133ZM137 189H138V185H137V187H136ZM134 189V191L135 190H137V189ZM139 188H141V187H139ZM246 190H245V189ZM57 189L59 190V188L57 187ZM82 189H84V187L82 186ZM81 189V194H82V190ZM145 189V188H144ZM19 190V189H18ZM21 190V189H20ZM31 190V189H30ZM51 190V189H50ZM55 190V189H54ZM58 190H57V195H58V193H60V192H58ZM139 190V189H138ZM147 190H149V187H148V189ZM249 190V191H248ZM22 191H24V189L22 190ZM32 191H31V194H32ZM39 191V192H40ZM63 191L65 192V194H66V192H67V189H66V191H65V188L63 187ZM62 191V192H63ZM68 191H69V189H68ZM129 191V192H128ZM140 191V190H139ZM142 191V190H141ZM154 191V190H153ZM245 191H247L246 193H245ZM34 193L32 194V195H35V190L33 191ZM37 192V191H36ZM38 192V193H39ZM53 192V191H52ZM78 193V195H77V193ZM128 192V193H127ZM136 192V191H135ZM138 192V191H137ZM145 192H147L146 190H145ZM144 192V193H145ZM149 192H150V190H149ZM148 192V193H149ZM18 193V192H17ZM21 193V192H20ZM26 193L27 192H25V193H22V194H25L26 195ZM38 193L36 194V196L38 195ZM46 193V194H45ZM76 193V194H75ZM143 193V192H142ZM147 193V194H148ZM50 195H51V193H49ZM49 194L47 195V196H49ZM54 194V193H53ZM126 194V195H125ZM134 194V193H133ZM137 195L139 194V192L138 193H136ZM150 194V193H149ZM148 194V195H149ZM246 194V195H245ZM20 195V194H19ZM24 195V196H25ZM29 195V194H28ZM32 195H30V196H32ZM40 195V194H39ZM84 195L86 196L85 198H84ZM125 195V196H124ZM129 195V194H128ZM153 195H155V193L153 194ZM158 195V194H157ZM156 195V196H157ZM176 195V194H175ZM21 196H23V195H20V197ZM24 196L22 197L23 199H24ZM41 196V195H40ZM46 196V197H47ZM125 198H124V197ZM133 195H131V197H132ZM140 196V195H139ZM146 195H144L143 196V194H141V197H145ZM177 196H180V195H177ZM3 197V196H2ZM26 197H28L27 195H26ZM39 196H37V198H38ZM45 197V198H46ZM53 197H54V195H52V200H54L53 199ZM64 197V198H63ZM128 197H130V195L128 196ZM135 197V196H134ZM149 196H147L146 198H148ZM174 197V195L171 197V203L173 202V199L175 200V198H173ZM36 198V197H35ZM55 198V197H54ZM137 198V197H136ZM135 198V200H140V199H136ZM138 198H140V197H138ZM151 198H153V197H151ZM150 198V199H151ZM173 198V199H172ZM182 199H184L185 197H181ZM181 198L179 199L178 197L176 198V200H175V202H177L176 204H177V207L179 208V211H177V212H173V214H172V218L169 220V218H167V217H169L168 216V214L166 215V218H167V220H169V225L172 227L171 229H173L174 230V234L173 233H171V234H173V236L174 237H178V235L180 236V240H178L177 238H175V241L177 240L178 242L179 241H181V239L185 236V235H187L188 233H190V232H187V234H184V232H186L185 230H184V232L183 231H181V230H183V228L184 227H182L183 226V223L185 222V221H187V220H184L186 217H184V215L182 216V214H187L186 212L184 213H181V211H182V207H183V202L185 201L186 202V200H181ZM22 199V200H23ZM34 199V198H33ZM49 198H47V199H45L46 201L48 200ZM50 199H51V197H50ZM91 199V200H90ZM119 199V200H118ZM121 199H126L125 200V205H123L124 203H122V200ZM130 199V198H129ZM131 199H133V197L131 198ZM142 200H144V198H141ZM18 200H20V199H18ZM26 202H27V199H24ZM51 200V201H52ZM55 200H57L56 198H55ZM54 200V204H55V201ZM134 200V199H133ZM179 200H181L180 202L182 203L180 206H181V208H180V206L178 205V202H179ZM25 201H22V202H19V203H23V204H25ZM37 201H39L40 202V200H37ZM41 201H42V199H41ZM145 201V200H144ZM146 201H147V199H146ZM146 201L144 202V203H146ZM150 201V200H149ZM168 201V200H167ZM183 201V202H182ZM48 202H49V200H48ZM86 202H87V200H86ZM138 202L139 201H137V204H138ZM140 202H142L141 200H140ZM152 202V201H151ZM174 202V203H175ZM184 202V203H185ZM31 203H33V201L32 202H30L29 204H31ZM35 203V202H34ZM33 203V204H34ZM40 203H42V202H40ZM53 203V202H52ZM130 203H132V202H130ZM129 203V201H128V204H130ZM133 203H134V201H133ZM135 203H136V201H135ZM153 203V202H152ZM151 203V204H152ZM187 203V202H186ZM185 203V204H186ZM44 204V203H43ZM48 204V203H47ZM49 204H51V202L49 203ZM58 204H60V203H58ZM147 204V203H146ZM156 205V210H162L161 209V205L159 206L160 208H158L157 209V203H155ZM22 205V204H21ZM35 205V204H34ZM38 205V204H37ZM139 206H140V203L138 204ZM138 205H136V206H138ZM142 205V204H141ZM145 205V204H144ZM147 205H149V204H147ZM172 205V204H171ZM187 205V204H186ZM18 206V205H17ZM26 206V205H25ZM32 206V205H31ZM41 206V205H40ZM44 206L45 207H47L45 204H44ZM43 205H42V207H44ZM49 206V205H48ZM125 206V207H124ZM133 206V207H132ZM26 207H28V206H26ZM26 207H25V209H26ZM35 207H36V205H35ZM41 207V208H42ZM53 207V206H52ZM51 207V208H52ZM122 207H124V208H122ZM129 207H132L131 209H132V212L134 211V209L135 208H137V207H135V204H133V205H131V206H129ZM135 207V208H134ZM141 208H143V206H140ZM147 207V206H146ZM149 207H151V206H149ZM149 207H147V208H149ZM154 207V206H153ZM153 207H151L152 208V210L154 209ZM48 208V207H47ZM46 208V209H47ZM49 209V211L50 210H53V209ZM55 208V207H54ZM145 208V207H144ZM1 210H2V208H0ZM21 209H23V207L21 208ZM20 209V210H21ZM30 209V208H29ZM36 209V208H35ZM40 209V208H39ZM43 209V208H42ZM59 209V210H58ZM146 209V208H145ZM144 209V210H145ZM180 209H181V211H180ZM216 209H222L221 211L222 212H224L225 210V212H227V210H229V215L228 214H223L224 216H226L227 217V215L229 216V218L231 219H227V222H229L228 223V229H227V231H225L224 232V234L222 235L221 233L222 232H218L217 231V233H215V231H214V224H213V212L216 210ZM237 209H239V211H236ZM31 210V209H30ZM32 210H33V208H32ZM45 210V209H44ZM43 210V211H44ZM138 210H139V207H138ZM147 210H149V209H147ZM158 210V211H159ZM232 210L233 211H235V213L236 212H240L241 211V216L240 217H242V218H239L240 220H238V219H235L236 218V214L234 213V215H233V213H231L232 212ZM26 211V210H25ZM28 211V210H27ZM46 211V213H47V211L48 210H45ZM54 212H55V210H53ZM62 211V210H61ZM122 211V212H123ZM137 210L135 209V211L134 212H136ZM143 211V209H140L139 211H137V212H139L138 214V217H136L137 216V214H134V213H132L131 212V215L133 214V215H136L135 217H136V219L135 220H137L138 222L140 221L142 224V226H141V228L140 229H142L143 228V223H145V225L147 226V224H149V226H150V228H152V229H154L155 227L153 226L155 223H153V225H151L152 224V222H150L149 223V221H151V220H148L149 218H151L152 217V212H151V209H150V211H147L146 212V214L148 213V214H150L149 212H151V217H149V215H142L141 216V213L143 214L144 212H142ZM146 211V210H145ZM154 211H155V209H154ZM231 211V212H230ZM30 212H32V211H30ZM38 212V211H37ZM161 211H159L158 212V214L160 213ZM1 213V212H0ZM23 213H25V212H23ZM27 213V212H26ZM33 213V212H32ZM35 213V212H34ZM33 213V214H34ZM41 213H42V210H41ZM46 213H44V215H46ZM55 213V214H56ZM84 213H86V215H85V217H86V224H88V225H90L91 226V231H90V233H88V234H86V235H84ZM154 213H156V215H158L157 214V211L156 212H154ZM20 214H21V211H20ZM28 214H30L29 212H28ZM51 213H49V217L51 216V215H53L54 213H52L51 215H50ZM22 215V214H21ZM25 215V217H23L24 219H26L29 215H27V217H26V214H24ZM37 215H39V213H37ZM42 215V214H41ZM57 215H53V216H57ZM131 215H126V216H129V217H132ZM154 215V214H153ZM161 215V214H160ZM162 215H163V213H162ZM164 215V216H165ZM171 215V214H170ZM230 215H232L233 217H230ZM255 215V214H254ZM253 215V216H254ZM40 216V215H39ZM123 216H124V214H123ZM187 216V215H186ZM239 216V215H238ZM258 215L256 214L255 215V217H257ZM20 217H22V216H20ZM38 217V216H37ZM36 217V218H37ZM42 217H43V215H42ZM48 217V218H49ZM114 217H116V219L114 218ZM121 217H122V215H121ZM134 216H133V218H135ZM147 217H148V219H147ZM158 217H161V216H159L158 215ZM183 217V218H182ZM22 218V219H23ZM30 218H31V216H30ZM52 218V217H51ZM113 218H114V220H113ZM128 218V217H127ZM132 218V219H133ZM258 218V217H257ZM29 219V218H28ZM34 219V218H33ZM32 219V220H33ZM42 219V218H41ZM44 219H45V221L47 220V221H49L48 219H46L45 217H44ZM55 219L56 218H54V221H55ZM112 219V220H111ZM124 221H125V218H122ZM130 219V218H129ZM180 219V220H179ZM183 219V220H182ZM243 221H242V220ZM20 220V219H19ZM27 220V219H26ZM30 220L31 219H29V224H30ZM35 221H38L37 219H34ZM34 220H33V222H34ZM43 220V219H42ZM51 220V219H50ZM123 220H120L119 219V222L121 223V226L122 225H126L124 222H121V221H123ZM134 220V219H133ZM132 220V222H134ZM147 220H148V222H147ZM228 220H230V221H228ZM252 220V219H251ZM260 220V219H259ZM263 220H264V218H263ZM22 221H24V220H22ZM21 221V222H22ZM52 221V220H51ZM50 221V222H51ZM57 221H58V219H57ZM130 221H131V219H130ZM181 221H182V223H181ZM39 222V229H40V220L38 221ZM59 222V221H58ZM110 222V223H109ZM115 222H117V221H115ZM132 222H129V223H131V226H132ZM137 222V223H138ZM165 222H167V221H164V223ZM261 222H262V220H261ZM31 223H32V221H31ZM37 223V222H36ZM53 223V222H52ZM120 223H118V224H120ZM123 223V224H122ZM187 223L188 222H185L184 224H186V226H187ZM27 224V223H26ZM42 224V223H41ZM47 224V223H46ZM49 224H51V223H49ZM54 224V223H53ZM140 224V223H139ZM137 225V227H139L140 225ZM167 223H166V225H168ZM180 224H182V225H180ZM213 224V225H212ZM33 224H30V226H32ZM37 225V224H36ZM35 225V226H36ZM45 225V224H44ZM59 225V223L56 225V223H55V225L53 226V227H55V226H60ZM116 225H117V223H116ZM127 225H129L128 224V222H127ZM135 225V224H134ZM166 225L164 226V227H166ZM168 225V226H169ZM24 226H26V225H24ZM52 226V225H51ZM50 226V227H51ZM121 226H119V228L121 227ZM163 226V225H162ZM169 226V227H170ZM180 226L182 227V229H180ZM185 226V227H186ZM247 226V225H246ZM251 226V225H250ZM34 227V226H33ZM33 227H32V229H33ZM49 227V226H48ZM114 227H113V230H115L114 229ZM133 227V226H132ZM136 227V228H137ZM154 227V228H153ZM160 227V226H159ZM23 229H26V228H28V227H26V228H24V227H22ZM21 228V229H22ZM35 228V227H34ZM37 228H38V226H37ZM47 228V227H46ZM45 228V229H46ZM52 228V227H51ZM59 228V227H58ZM60 228H61V226H60ZM60 228L57 230L56 228H55V230H57L59 233H61L60 232ZM119 228H117L119 231H118V233L120 232V229ZM127 228V227H126ZM125 228V229H126ZM135 228V227H134ZM133 228V229H134ZM145 229H148V228H146V227H144ZM143 228V229H144ZM149 228V229H150ZM209 229V231H211V232H209V231H207L206 229ZM212 228H213V233H212ZM31 229V230H32ZM36 229V228H35ZM45 229H40L41 230V234H43V232H42V230L44 231V236L43 237H45L46 236V230ZM124 228H122L121 227V230H124L125 231V233H126V231L127 230H125ZM131 230L132 228H128V230ZM143 229L142 230H138V228L135 230H131V231H129L128 233H127V235H125L126 236V238H124V236H123V238L124 239H126V241L125 242H127V243H129L128 244V247H127V245L125 244V242H123L124 243V246H126V247H123V249H126V250H124V251H122L123 253L122 254H124V252L127 254V252L130 250V249H132V248H134V249H132V250H130V252L129 253H131L133 250H135L136 252L137 251H140L139 249H141V248H139V246L141 247V245H139V243L141 242L142 244H144V241H146L145 243H147V242H149L148 240H150L149 238H150V236L152 235V232L153 231H151V235L150 236H148L149 234H150V231L148 232V230H145V231H143ZM161 229V228H160ZM165 229V228H164ZM163 229V230H164ZM211 229V230H210ZM29 230H30V228H29ZM28 230V231H29ZM30 230V231H31ZM34 230V229H33ZM49 230V229H48ZM51 230V229H50ZM52 230H54V228L52 229ZM51 230V233L53 232H56L55 230L54 231H52ZM166 230H167V228H166ZM172 230V231H173ZM205 230L207 231V232H209L208 234L207 233H205ZM38 231V229H36V232ZM115 231H117V230H115ZM158 231V230H157ZM157 231H155L156 233H157ZM171 231V230H170ZM187 231H190V230H187ZM24 232L25 231H22V232H20V233H22V236H23V234H24ZM32 232V231H31ZM48 232H50V231H48ZM58 232L56 233V234H58ZM162 232V231H161ZM168 232H169V230H168ZM26 233V232H25ZM33 233H35V232H33ZM104 233H106V234H104ZM110 233V234H111ZM115 233V232H114ZM113 233V234H114ZM117 233V234H118ZM120 233H122L123 234V231L122 232H120ZM119 233V234H120ZM154 233V232H153ZM192 233V232H191ZM219 233V234H218ZM32 234V233H31ZM38 234V236H39V238L41 237V235H39V233H37ZM55 233H54V237H53V235L51 236V237H53V239H50V240H53V242L55 243H53V242H51L49 245H50V247L53 245V247L55 248V245L57 244V245H59L60 246V239H61V242H63V238H59L58 239V236L56 235ZM102 234H104L103 236H105L106 235V237L108 238L107 240H105L104 242L102 241ZM116 234V235H117ZM158 234H160L159 233V231H158ZM164 234V233H163ZM26 235H29L28 233L27 234H25L22 238H23V240H24V237L26 236ZM35 235V234H34ZM116 235L114 236V237H116ZM124 235V234H123ZM189 235V234H188ZM187 235V236H188ZM191 236H192V234H190ZM189 235V236H190ZM198 235H194L195 237L197 236V238L199 239V236ZM20 236V235H19ZM18 236V237H19ZM38 236L37 235H35V239H36V241L34 240V239H32V240H34L33 241V243L32 244H34V245H32L31 244V242H32V240L30 241V246H28V245H26L27 247L26 248H28V249H31L32 247L31 246H35V244H37L38 243V246L40 245L41 247H44V245H45V242L43 243V242H40V244H39V241H41L42 240V237L39 239L38 238ZM48 237H49V233H48V235H47ZM119 236V235H118ZM167 236V235H166ZM169 236H170V234H169ZM168 236V237H169ZM172 236V237H173ZM182 236V237H181ZM187 236H185L184 237V240H182L183 242L185 241V239L187 238ZM191 236H190V238H191ZM194 236H192V238L194 237ZM48 237H46L47 239H45L44 238V240H48L49 238ZM60 237H61V234H60ZM194 237V238H195ZM21 238V237H20ZM30 238H34V237H32V235H31V237H27L26 236V239L27 240H30ZM117 238V237H116ZM115 238V239H116ZM152 238H154V237H152ZM151 238V239H152ZM162 238H164V237H162ZM161 238V239H162ZM171 238V237H170ZM169 238V239H170ZM189 238V239H190ZM196 238V239H197ZM103 239H105L104 237H103ZM155 239V238H154ZM165 239V238H164ZM169 239H168V241H169ZM189 239L187 238V243H189V242H191V241H189ZM197 239V242L199 243V240ZM49 240V241H50ZM118 240H120V239H117V242H118ZM166 240H167V238H166ZM165 240V241H166ZM22 241V240H21ZM48 241V242H49ZM150 241H152V240H150ZM177 241H176V244H178L177 243ZM185 241V242H186ZM189 241V242H188ZM193 242L195 241V240H192ZM202 241V243L201 244H204V242ZM23 242V241H22ZM21 242V243H22ZM28 242V241H27ZM64 242L63 243H61V247L62 246H64L65 244H64ZM100 242H102V243H100ZM111 242H113V241H111ZM121 242V241H120ZM136 242H139L138 243V245L139 246H137L136 245ZM153 242V241H152ZM158 242V241H157ZM159 242H161V241H159ZM167 242V241H166ZM196 242V243H197ZM123 243H122V245H123ZM135 243V244H134ZM170 243H173V241H171ZM197 243V244H198ZM26 244V243H25ZM41 244H43V245H41ZM62 244H64V245H62ZM103 244V245H104ZM115 244V243H114ZM117 244V243H116ZM115 244V246H117ZM119 244V243H118ZM151 244H153V243H151ZM159 244V243H158ZM176 244H175V242H174V246H176ZM179 244H182V242L180 243L179 242ZM186 244V243H185ZM191 244H193V243H191ZM190 244V245H191ZM195 244V243H194ZM196 244V245H197ZM23 245V244H22ZM49 245H46L45 246V250H43L44 248H42V250L43 251H41L40 252V246H39V250L37 249V252H39V255H40V253L42 254V252L43 253H45V251H47V252H49V251H51V249H49ZM110 245H111V247H113L112 245V243H110ZM132 245V246H131ZM135 245V246H134ZM150 245V244H149ZM167 245H168V243H167ZM169 245H171V244H169ZM173 245V244H172ZM195 245V246H196ZM24 246V245H23ZM106 246H105V248H104V246H103V248L106 250L107 248H106ZM114 246V247H115ZM137 246V247H136ZM142 246H144V245H142ZM160 246V245H159ZM161 246H163V244L161 245ZM30 247V248H29ZM35 247H37V246H35ZM58 247V246H57ZM96 247V249H98ZM113 247V248H114ZM119 247V246H118ZM117 247V248H118ZM144 247H146V246H144ZM148 247V246H147ZM146 247V248H147ZM151 247H152V245H151ZM197 247H198V245H197ZM204 248H205V246H203ZM211 247V248H210ZM23 248L24 247H22V251H24L25 250V252H26V250H27V253H29L28 252V249H24L23 250ZM38 248V247H37ZM48 250H47V249ZM62 248H64V247H62ZM109 248V247H108ZM117 248H115V249H117ZM139 248V249H138ZM143 248V247H142ZM144 249V250H148L149 248H147V249ZM155 248H157V250H158V246L157 247H155ZM154 248V249H155ZM162 248V247H161ZM160 248V249H161ZM170 248H171V246H170ZM177 248V247H176ZM200 248V243H199V247H198V249ZM209 248V249H208ZM34 249V248H33ZM59 249H61V248H56V251H58L59 252ZM95 249V248H94ZM111 248H109L108 250H110ZM119 249V248H118ZM121 249H122V247H121ZM122 249V250H123ZM128 249V250H127ZM154 249H153V247H152V249H150V251L152 250V252H154ZM197 249V250H198ZM35 250H36V248H35ZM53 250H55V249H52V251ZM66 250H68V249H66ZM100 250V249H99ZM99 250H97L98 251V253H99V255L100 254H104V252H102L101 253V251L99 252ZM114 250V249H113ZM112 250V251H113ZM142 250V249H141ZM249 250V249H248ZM30 251V250H29ZM31 251H33V250H31ZM49 252V253H56V251L55 252ZM104 251V250H103ZM149 251V250H148ZM251 251V250H250ZM60 252L61 253H63V255L65 256V255H67V254H65L66 252L64 251V250H60ZM106 252H107V250H106ZM175 252V249L173 250V253ZM24 253V252H23ZM23 253H22V255H21V257L23 256ZM34 253V252H33ZM33 253H31V254H33ZM69 253H70V250H69ZM77 253L79 254V256H81V258L77 255ZM93 253V254H92ZM96 253V252H95ZM115 253H117L116 251H115ZM119 253L121 254V250L119 251ZM118 253V254H119ZM160 253V252H159ZM25 254V253H24ZM35 254V253H34ZM91 254L92 255H94V256H92L91 257ZM119 254V257L120 256H122V255H120ZM131 254H133L134 255V253H131ZM131 254H127L128 256L130 255V258L132 257L131 256ZM152 254H154V253H152ZM152 254H150V255H152ZM158 254V252L156 253L155 252V255H156V257H154V259L156 260V258L159 256V255H157ZM175 254V253H174ZM176 254H177V249H176ZM175 254V255H176ZM53 256H55L56 257V255L57 254H52ZM62 255V256H63ZM74 255H76V256H74ZM112 255H114V252H113V254H111L110 256H112ZM117 255V254H116ZM136 255H137V253H136ZM173 255V254H172ZM174 255V256H175ZM26 256V255H25ZM27 256H29V254L27 255ZM26 256V257H27ZM31 256H33V255H31ZM34 256H36V254L34 255ZM38 256V255H37ZM36 256V257H37ZM43 256V255H42ZM42 256H39V257H41L42 258ZM52 256V257H53ZM61 256V257H62ZM74 256V257H73ZM102 257H103V255H101ZM109 256V255H108ZM124 256H125V254H124ZM124 256H122V259H123V257ZM139 256V255H138ZM153 256L154 255H152L151 257L153 258ZM208 256V255H207ZM55 257H54V259H55ZM97 257V259L96 258H94L93 260L95 261V259H96V262H100V261H97L98 259H99V257L98 256H96ZM104 257H105V254H104ZM113 257V256H112ZM114 257H115V255H114ZM113 257V259H115V261H116V263L117 262H119V261H121V260H118V259H116V258H119L118 256L117 257H115L114 258ZM127 256H125V258H126ZM137 256H135V258H136ZM140 257V259H141V256H139ZM147 257H149V252H148V255L146 256H143V258H145V260H147L146 261V264H147V262H149L148 264H150L154 259H152L151 260V262H150V260L148 261V259H146ZM162 257H163V254H162ZM168 257V256H167ZM178 257V256H177ZM29 258V257H28ZM27 258V260H29ZM40 258V259H41ZM63 258V257H62ZM130 258H129V260H130ZM150 258V257H149ZM170 259H171V256L169 257ZM172 258L174 259V257L172 256ZM19 259H21V258H19ZM34 259V258H33ZM53 259V258H52ZM65 259V258H64ZM105 259V258H104ZM108 259H110V262H111V257H107V262L109 261ZM112 259V261H114ZM132 259V258H131ZM136 259H138V261L137 262H139V263H141L140 261H139V258L137 257ZM151 259V258H150ZM160 259H161V257H160ZM168 260V259H166V261L168 262V261H171V260ZM22 260V259H21ZM35 260V259H34ZM34 260H33V262H34ZM42 260V259H41ZM41 260H39V261H41ZM100 260H101V258H100ZM128 260V259H127ZM142 260V259H141ZM155 260H154V262H155ZM163 260H165L164 258H163ZM162 260V261H163ZM36 261V260H35ZM57 261H58V258H57ZM56 261V262H57ZM67 261V262H66ZM135 260H134V262H136ZM28 262V261H27ZM32 262V263H33ZM59 262V263H60ZM124 262V261H123ZM127 262V261H126ZM144 262V260H142V263ZM158 262H161V261H158ZM157 262V260H156V263L155 264H157L158 263ZM182 262V261H181ZM264 262V261H263ZM24 263H25V261H24ZM29 263H30V261H29ZM29 263H26V264H29ZM50 263V262H49ZM58 263V264H59ZM104 263H106V260L104 261ZM112 263V262H111ZM115 263V262H114ZM121 263H122V261H121ZM141 263V264H142ZM153 263V262H152ZM151 263V264H152ZM163 263H165V261H163ZM169 263V262H168ZM170 263H172V262H170ZM174 264H175V262H173ZM260 262H258L257 264H259ZM23 264V263H22ZM34 264H36L35 262H34ZM40 264H41V262H40ZM44 264H45V262H44ZM46 264H48V263H46ZM99 264H102V262H100ZM113 264V263H112ZM122 264H124V263H122ZM127 264V263H126ZM130 264V263H129ZM132 264H134V263H132ZM138 264V263H137ZM144 264V263H143Z\"/></svg>",
    "mask_w": 264,
    "mask_h": 264
}]
</instances>
